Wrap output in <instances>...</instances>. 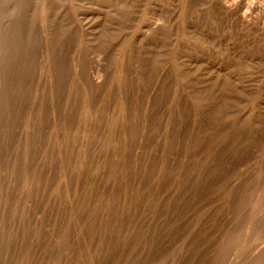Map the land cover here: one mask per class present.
Here are the masks:
<instances>
[{"label": "rangeland", "instance_id": "1", "mask_svg": "<svg viewBox=\"0 0 264 264\" xmlns=\"http://www.w3.org/2000/svg\"><path fill=\"white\" fill-rule=\"evenodd\" d=\"M210 5H211L210 0H0V42H1L0 43V45H1L0 49H2L0 51V63L2 62L4 64V65L1 64V66H0V73L3 74V75L2 74H0V75H2L4 77L3 82H0V95H2V93H4V92H7L10 95L9 96L7 93H5L6 95L4 94L3 96L0 97V99H2L0 101L1 102L3 101L2 102L3 104L0 103V107L2 108V110H4L6 107H8L6 109H9V107H11L14 103H15L14 104L15 107H17V108H15L13 106V108H15L13 110V112H15V113L12 112L13 108L9 109V110H11V113L10 112L8 113L9 110H7V114L8 115L11 114L8 117L6 116V113L4 112L6 110H4V111L0 110V115H1L0 120H2L0 122V168H1L0 169V172H1L0 181L1 182L3 181L2 183L0 182L1 183L0 185H2V184H3L2 186L6 185V186H4L5 188L4 187L2 188V186L0 187L2 190L4 189L3 191L0 189V192H1L0 194L2 195V196L0 195V201H1V205H0V211H1V213H0V218H1L0 219L1 220L0 221V229L1 230L0 231L2 232V233L0 232V250H1L2 246H4L3 248L6 249V250L2 249L3 251L2 250L0 251V258L3 257V255H5V254H6V256H5L6 259L8 257L7 261L5 260V257H4V259L1 258L2 261L0 260V264H8V262L14 263L16 258H17L16 264H22L23 261L28 263V264H37V262L39 264H45V263L46 264H49V263L55 264L56 262H57L56 264H114L117 255H120V257L122 258V261L120 264H131V262H132L131 258H133V260H134V257L136 259H139L140 256L145 258L144 261L147 262V263H144V261H143L140 264H143V263L144 264H148V263L156 264L155 261H157V264H160V263L161 264H163V263L164 264H195V263L199 264L200 262H201L200 264H208V263L210 264V262H211V264H214V263L216 264L218 260H219L218 262L221 264L223 262H224L223 264H229V262L231 264H247L249 261H251V262L253 261L255 263V260L253 257L255 256L256 252L261 247V245L262 244L264 245V237H262V236H264V233L260 229V232H257L255 235L252 234L251 236H249L248 233L249 232L255 233L253 231H255L256 229L252 230L253 228H251V230H250V228L247 226L249 225L250 222L252 223V222H254L255 219L260 218L257 215H254L253 211H256V212H254L255 214L259 213L260 215L259 214L258 215L261 216L262 219L264 218V200H263L264 199L263 198L264 197V195H263V193H264V147H263L264 146V128H263L264 127L263 126L264 125V123H263L264 122V113H262V112H264V107H263L264 106L263 105L264 100H262V103H260L261 105L259 104V101H258V105H257V99H259V98H257V96H258L259 92H262L264 90V88H260L261 83H262V78L264 76V68H263L264 57H262L261 52H259V53L257 52L258 47L256 46V44L252 43L253 39L250 40L251 43L244 40L245 38L243 37L242 32H240L239 27L236 28L235 26H233L232 27L233 29H232V28H230V25L229 26L225 25L224 27L219 25L220 22L215 18L214 14H212L213 12H212V8ZM132 8L135 10H133ZM42 16L44 17V19ZM210 21L215 22L214 24H217V26H220V27H218V28H220V30L218 29L216 31L215 28H213L216 25H214ZM105 23H106V25H105ZM208 24H209V26H208ZM223 28H225V29H223ZM212 29H213V31H212ZM235 29L237 32H235ZM214 30H215V32H214ZM221 30L224 32V35L226 34L225 36L223 35V32ZM212 32L215 33L216 35L213 34ZM220 33L222 34L221 36H220ZM8 36H10V38ZM4 37L6 38V40H4ZM218 37L219 38L222 37L223 39L221 38L222 40L219 39V41H218ZM238 37H240L239 38L240 43H239V40H237ZM7 40H8V42L14 41V43L12 42V44H14V45L18 44V46H20V47H16L17 45L14 46L12 44H11L12 45L11 47L13 50L16 47L17 50H19V52L18 51H12V49L9 45H8L9 48L7 49V47H8L6 45L8 43V42H6ZM242 40H243V42H242ZM209 41H211V42L209 43ZM245 41H246V43H244ZM212 42H214V43H212ZM223 43L225 44V46ZM210 44H211V46H209ZM243 46H246V47L243 48ZM27 47H29V49ZM223 47H224V49H223ZM248 47L249 48L251 47V48L249 49ZM245 48L247 51H244ZM255 48H257V50ZM10 49L12 52L10 51ZM214 49H216V50H214ZM223 51H226L227 54ZM243 51L245 52V54ZM213 52H216V53H213ZM10 53L12 55H10ZM16 55L17 56L20 55L21 56L20 59H18L19 56L15 57L17 59H14V56H16ZM220 55L222 56V58ZM3 56L8 60L7 61H6V59H5V61H3L4 59L1 60L2 58H4ZM6 56H8V57L11 56L12 58L11 57L8 58ZM227 56H229V57H227ZM47 58H48V60H47ZM235 58H236V60H235ZM10 59L12 61L11 62L12 66L14 67L13 69H12L11 63L8 62V61H10ZM238 59H240V63L242 65L240 63H238ZM16 61H17V63L15 64ZM242 61L244 64L242 63ZM4 62H7L8 66L10 65L11 68L7 67V64ZM18 62L19 63L21 62V64L19 65ZM47 62H49V63H47ZM22 63L24 65L23 69H22L23 66L21 67ZM17 65L20 67H17ZM2 66H5L3 68H6V69L4 70L2 68ZM60 66H62V67H60ZM212 67L217 68L218 72L216 71V69H214ZM218 67L220 68V70ZM238 68H239V70H238ZM243 68H245L247 70V72ZM11 69L13 70V73H11L12 72ZM18 69H20V70H18ZM227 69H229V70H227ZM8 70H9V72H8ZM178 70L179 71L181 70L182 72L184 71V73H186V74H183V73L181 74V73H179ZM210 70H213V71L210 73L209 72ZM242 70H243V72L241 73ZM22 71H23V73H22ZM27 71H28V73H25ZM196 71L197 72L199 71V72L196 73ZM17 72H18V74H17ZM214 72L216 73V75H212V73H214ZM231 72H232V74H231ZM192 73H196V74H192ZM209 73H210V78H209ZM220 73H221V78H220ZM222 73H225V76L227 75L226 76L227 79L224 76V74H222ZM246 73H247V75H246ZM217 74H218V78H220L221 80L218 79L217 77H214V76H217ZM243 74L248 78L246 79V77H244ZM103 75H105V76H103ZM193 75H195V79L192 78V77H194ZM211 75H212V77H211ZM230 75L231 76L233 75L232 77H234V78H232ZM239 75H242V76L240 77ZM2 76L0 77V81H2ZM107 76H109V77H107ZM6 77H8V80H10L13 83L14 87H13L12 83H11V85H12V87H11L10 82L8 83L6 81ZM20 77L22 78L21 81L19 80ZM32 77L35 79H32ZM228 77H229V79H228ZM197 78H199V81H197V82L201 85H199V84L197 85V84L193 83L195 85V88H194V85L192 84V82H194V80H195V83H197L196 82ZM212 78H213V81H211ZM216 78L218 81L216 80ZM241 78H243L245 80L249 79L248 85H249V88L251 89V91H249V93L248 92L243 93L245 101H242L241 102L242 104L238 103L237 97L235 96V94H238V92H235L233 94L232 98L230 97L229 92H228L229 86H227V83H229V80L233 79V82L236 83V82H239ZM50 80H52V81H50ZM179 80L181 81V83H179L180 82ZM28 81H29V83H28ZM219 81H222V82L219 83ZM257 81H258V83H257ZM15 82H16V84L17 83L21 84L23 87L16 85ZM182 82H183V84H182ZM31 83H32V85H31ZM48 83H49V85H48ZM4 84H6V87H8L10 85L9 86L10 89H8L9 87L8 88L4 87L5 86ZM180 84L182 85V87L185 86V88L184 87L182 88ZM185 84H187V85H185ZM225 84H226V86H224ZM15 85L18 86L17 87L18 90H19V87H21L20 88L21 92L16 90ZM221 85L223 87H221ZM179 86H180L181 90H180ZM186 86L188 87V89H186L187 88ZM200 86H202V87H200ZM203 86H204V88H203ZM24 87L27 89H25ZM36 87H37V89H36ZM190 87H192V90H190L191 89ZM215 87H217V88H215ZM3 88L4 89L6 88V91ZM11 88H12V91H10ZM13 88L16 91L14 90V92H13ZM209 88H211V89L213 88L212 92H211V89L208 91ZM34 89L36 90V93H35ZM32 90L34 91V93ZM51 90H53L52 92H54L55 94L52 93ZM56 90H57V92H56ZM218 90H220L221 92H219ZM9 91H10V93H9ZM23 91L24 92L26 91L27 94L24 93ZM197 91H199L200 94ZM196 92L198 93V95H196L197 94ZM205 92H206V94H205ZM251 92H253V93H251ZM22 93L27 97V99ZM28 93H32V94L28 95ZM51 93H52V95H51ZM202 93H204L205 95ZM221 93H223L226 97L224 95H222ZM16 94H18L19 97H18V95H17V97H14V95L16 96ZM175 94L177 96H175ZM20 95H22L24 97H22ZM55 95H57V96H55ZM199 95H201V96H199ZM218 95H220L222 97H220ZM4 96H5V99L7 101H5V99L3 100ZM28 96H30L31 98L30 97L28 98ZM194 96H199V97H194ZM223 96H224V98H226V100H228V102H227L224 99V101H226L227 103L222 102L223 100H221V99H223ZM10 97L11 98L14 97L15 99L12 98L13 100H11ZM178 97H180V99ZM203 97H205V98H203ZM218 97H220L221 99ZM8 98H10V99H8ZM200 98H202V99H200ZM217 98H218V100H217ZM21 99H23L24 102ZM37 99L39 102L38 101L34 102ZM49 99H51L52 101ZM78 99H80V100H78ZM175 99H176V101H175ZM189 99H190V101H189ZM193 99L197 103L193 102L192 101ZM211 99H213V101ZM9 100H11V101H9ZM15 100H17L18 102L16 103ZM30 100L32 102H30ZM56 100H57V102H54V104L55 103L57 104L56 108H55L54 104L52 105V103H53V101H56ZM202 100H204V101H202ZM13 101H15V102L13 103ZM25 101H27L28 103H26ZM211 101H212V103H211ZM5 102H7L6 104L8 106H6L4 104ZM80 102H81V104H80ZM111 102L112 103L114 102V103L112 104ZM35 103H38V104H35ZM48 103H49V105H48ZM70 103H72V106ZM221 103H223L224 105ZM10 104H11V106H9ZM79 104L81 105V107H79V109L77 106H73V105H79ZM197 104H199V105H197ZM202 104L205 105L206 109L203 108L204 105H202ZM25 105L26 106L29 105L28 108ZM34 105L36 107L38 105V107L35 108V110H34ZM169 105L171 108L169 107ZM187 105H188V108H187ZM191 105L193 108L191 107ZM200 105H202V106H200ZM209 105H210V107H209ZM221 105H223L224 107ZM179 106H181V107H179ZM189 106H190V108H189ZM220 106L222 107V109L220 108ZM3 107H5V108H3ZM19 107L26 109V110H23V109L20 110ZM70 107L72 110H70ZM216 107H218V108H216ZM225 107L226 108L228 107V110ZM165 108H167V110ZM211 108L214 110H212ZM219 108H220V110H219ZM245 108L250 109L249 110L250 112H248V110L245 111V114L243 115V117L241 119L242 122L236 123L238 125L235 124L233 127V129L236 128V130H232L231 131L232 133L230 132V134H229L228 130H227V123H226L227 119L230 116H232V117L235 116V114L239 111V110L236 111V109L244 110ZM253 108H255L254 111H253ZM17 109H18V111H17ZM30 109H31V111H29ZM38 109H40V110H38ZM173 109H175V111ZM194 109L196 111L197 110L199 111V109H200V111L196 112ZM202 109H205V110H202ZM215 109H216V111H215ZM223 109H224V111H222ZM19 110H20V112H19ZM78 110H80V111H78ZM180 110H182L183 112L180 113ZM257 110H258V112H257ZM260 110H262V112ZM58 111L61 113H59ZM189 111H190V113H189ZM204 111H206V113L209 114L210 117H209V115L206 116V113ZM214 111H215V113H214ZM228 111L230 112L229 116H227V114L229 113ZM3 112H4L5 116H4ZM66 112H68L67 114L70 117L68 115H66V116L64 115V117H63V114H65ZM72 112H73V114H72ZM75 112H76V114H75ZM211 112H213L215 115L213 113L211 114ZM16 113L20 114V115H24V113H25V115L28 114V117H27V115L26 116L25 115L24 116L19 115V117L17 116L16 118H14L16 116ZM231 113H233V114L231 115ZM254 113H256V115ZM31 114H32V116H31ZM2 115L4 118L2 117ZM37 115H40V116H37ZM51 115H52V117H51ZM73 115H74V117H73ZM10 116L13 117V119L12 118L10 119ZM176 116L179 117V119L178 118L176 119ZM217 116H219V117L217 118ZM1 117H2V119H1ZM56 117H57V119H56ZM68 117H69V119H71V121L68 119ZM170 117H172L173 119L169 120ZM251 117H253V118H251ZM255 117H256V119H255ZM260 117H262V118H260ZM17 118H20L21 121L19 119L17 120ZM58 118H59V122L61 120L60 125L58 123ZM214 118H216L218 120H216V119L213 120ZM221 118L224 121H222ZM23 119H24V121H22ZM249 119L250 120L252 119L253 121L252 120L250 121ZM27 120H28V122H27ZM37 120H39V121H37ZM62 120L64 122H62ZM66 120H68L69 122ZM78 120L81 124L78 122ZM173 120H174L176 126H174ZM191 120H193L195 123ZM199 120H201V121H199ZM219 120L221 121V123L219 122ZM4 121H6L7 123L6 122H5L6 124L3 123ZM32 121H33V124H31ZM216 121H218V122H216ZM244 121H246V122L244 123ZM13 122L14 123L16 122V124L20 122L21 124L20 123H19V125L15 124V127L13 128V126H14ZM22 122L25 125L26 124L27 125L25 126ZM29 122H30V125H33L34 127H32V126L29 127ZM65 122H67V124ZM168 122H169V124H168ZM199 122H201L202 124ZM211 122H213V123H211ZM214 122L218 123V124L216 125ZM223 122H224V124H223ZM1 123H3V124H1ZM34 123H36V124L34 125ZM70 123L71 124L73 123V124L70 126ZM186 123L187 124L189 123V124L187 125ZM196 123H197V125L201 124V125H199V127L201 126L200 129L196 125ZM203 123H206V124H203ZM219 123H220V126H219ZM239 123H240V125L243 123L244 124H243V126L242 125L240 126ZM258 123H260V124H258ZM172 124H173V126H172ZM222 124L224 126H222ZM245 124H247V125H245ZM250 124H251V126H250ZM202 125L204 127V130L202 129L203 128ZM204 125H206V126L211 125L213 128L210 126H207L205 128ZM22 126H24L26 128H23ZM39 126L41 129L39 128ZM170 126H171V128H170ZM183 126L184 127L186 126L185 127L186 130L187 129L188 130L190 129V130L186 131ZM237 126H239V127L237 128ZM246 126H248V127H246ZM256 126H258L259 129ZM5 127H7V129ZM16 127L18 128V130L16 129ZM20 127H21V129H20ZM35 127L37 129H35ZM168 127H169V129H166ZM178 127H179V129H178ZM182 127H183V129H182ZM2 128L3 129L5 128L6 130L5 129L3 130ZM30 128L32 130H30ZM176 128H177V131H176ZM196 128H198V130ZM224 128H226V129H224ZM42 129H43V131H42ZM123 129H125V130H123ZM215 129L219 130V131L216 132ZM242 129L245 133H243ZM252 129H253V131H252ZM14 130H15V132H14ZM33 130H34V132H33ZM173 130H174V132H173ZM220 130L221 131L223 130V131L221 132ZM224 130H226V133H223V132H225ZM240 130L244 135L240 132ZM3 131H5V132H3ZM7 131L11 132L12 134L7 132ZM183 131H186V132H183ZM191 131H193V132H191ZM194 131H196V133H194ZM201 131H205V132L203 133ZM237 131H239V133H237ZM35 132H36V134H35ZM190 132H191V134H190ZM200 132H201V135L199 134ZM206 132H208V133H206ZM220 132L222 133L221 139H219L221 137ZM246 132L249 134H247ZM259 132H260L261 136H260V134H258ZM16 133H18L19 137H17ZM42 133H43V135H42ZM197 133H198V137L195 138V142L198 143L199 145H197L194 141H192V139L195 137V134H197ZM176 134L178 135L177 137H175ZM188 134L190 135L191 139H189ZM224 134H226L225 137H224ZM255 134L256 135L258 134V135L256 137H254ZM57 135L58 136L60 135L59 136L60 138ZM72 135H74L75 137ZM213 135L217 136L215 141L213 140V139H215V136H213ZM233 135H234V137H233ZM239 135H241V136H239ZM246 135H248V136H246ZM236 136H237V140H236ZM160 137H161V140H160ZM199 137L200 138L202 137V140ZM238 137H243V138L239 139ZM168 138H170V140ZM233 138H235V139H233ZM246 138H247V140H246ZM184 139L186 140V143H185ZM206 139H207V141H206ZM208 139H210L209 144H208ZM225 139H228V140L226 141ZM230 139H231V141H229ZM12 140H14L13 143H12ZM179 140L181 142H179ZM249 140H251V141H249ZM33 141H34V143H33ZM167 141L169 143H167ZM202 141H204V142H202ZM220 141H222V143ZM228 141H229V143L233 142V145L229 144ZM234 141H236V142L234 143ZM247 141L249 143H247ZM47 142H48V144H47ZM56 142H58V143H56ZM170 142L174 143L175 146L173 144H171ZM226 142H227V144H226ZM250 142H251V144H250ZM10 143H11V145H10ZM32 143H33V147H32ZM77 143L78 144L81 143V144H79V146H78ZM160 143L161 144L163 143V144L161 145ZM183 143H184V145H183ZM193 143L196 144L197 146L194 145ZM204 143H205V145H204ZM243 143L245 145H242ZM22 144H24V145H22ZM74 144L77 146H75ZM170 144L173 146H171ZM237 144H238V146L236 147ZM247 144H249V145L247 146ZM159 145H161V146H159ZM163 145H164L163 149H160ZM168 145H169V147H168ZM179 145H180V147H178ZM227 145L228 146L231 145L230 150L232 149L234 151V154L237 152L238 154H240V155L242 154V155L237 156L238 155L237 154V155H234L235 157H233L232 150L231 151L228 150L229 148L227 147ZM234 145H235V148H234ZM18 146H19V149H18ZM35 146H37L36 147L38 150L37 154H36ZM42 146L45 149L42 148ZM64 146H66V147H64ZM73 146L77 147L76 150H75V148H73ZM181 146H183V147L181 148ZM194 146H196V148ZM200 146H201V148H200ZM209 146H211V147H209ZM215 146H217L218 149ZM223 146H225V147H223ZM242 146H244L243 147L244 149L246 148L245 151L242 149ZM38 147L40 148L41 151L39 150ZM67 147H69V148H67ZM78 147H80L81 149L79 148V150H78ZM184 147L187 149V151ZM193 147L195 148V150ZM204 147L207 148V150ZM212 147L216 148L215 149L216 152L212 151V149L210 151V148H212ZM221 147H222V150L224 153L220 149ZM12 148H15V149H12ZM165 148H166V152L169 151L168 152L169 154L165 152ZM171 148H172V151H171ZM21 149H22V151H19ZM33 149H35V151ZM46 149H48V152L46 151ZM158 149H160L162 152L159 151ZM167 149H168V151H167ZM202 149H205V150L202 151ZM235 149H237L236 152H235ZM182 150H184L185 152ZM198 150H200V151H198ZM13 151H15V152H13ZM78 151H80V152H78ZM130 151H131V153H130ZM178 151H180V153ZM204 151H205V153H203ZM26 152H28V153H26ZM67 152H69V153H67ZM77 152L81 153V154L77 155ZM173 152L176 155H174ZM183 152H184V154H182ZM199 152L200 153L202 152L203 154L201 153L202 154L201 155ZM207 152H209V153H207ZM217 152H218V154H217ZM21 153L22 154L24 153V154L20 155ZM61 153H64V154H62L61 156L58 155ZM65 153H67L68 155ZM162 153H165V154L163 155ZM48 154H49V158H48V156L44 157ZM159 154L163 155V157L159 156ZM40 155H43V157ZM63 155H65L64 157H66V156L67 157L64 158ZM190 155L192 156L191 158H189ZM216 155H217V157H216ZM221 155H223L224 157H221ZM246 155H247V157H249V160L247 159V157H245ZM30 156H33V157H30ZM36 156H38V157H36ZM59 156H60V159L62 158L61 159L62 161L59 159ZM158 156L161 158L158 159ZM164 156H165V158H164ZM196 156H198L197 157L198 159L196 158ZM251 156H252V158L254 157L255 159L256 158L257 159L255 160L253 158V160H254V162H253ZM9 157H11V158H9ZM28 157H30V158H28ZM39 157H40V160H41V158H43V159L45 158V160L46 161L48 160L49 163L48 162L46 163L45 160L43 161V159L41 161L38 160L36 162V160L39 159ZM168 157H170V158H168ZM175 157L176 158L178 157V159H177L178 163H180V162L182 163V168L186 166V168H184V170L187 169L186 171H184L181 168V166H180L181 163L178 164L179 166L176 164L177 160ZM182 157H183V159H182ZM220 157L223 160H220L219 159ZM34 158H35V162L33 161ZM90 158H92V159H90ZM115 158H116V160H115ZM144 158L150 159V160H148L149 162L145 161L147 159H144ZM162 158H164V160ZM203 158L206 160H203ZM250 158H251V160H250ZM29 159H30V162H29ZM67 159L71 160V161L67 162ZM77 159H79V160H77ZM156 159H158V160H156ZM161 159L163 161V164H161L162 163ZM173 159H174V161H173ZM209 159H211L210 160L211 163L213 162L212 164H214L218 159L219 160L213 166L211 163L209 164V162H210V161H208ZM215 159H217V160H215ZM226 159H227V161H225ZM16 160L18 162H16ZM151 160L153 162H155L156 165H154V163ZM194 160H196V161H194ZM242 160H244L243 164L241 163ZM258 160L259 161L262 160V161L258 162ZM11 161H12V163H11ZM63 161H65L63 164H65L64 167L66 166V168L63 167V164H62ZM166 161H168V164ZM175 161H176V163H175ZM184 161H186V162H184ZM203 161H204V163H203ZM38 162H39L38 165H40V166H37ZM66 162H67V164H66ZM150 162L153 163L152 164L153 166H150V164H151ZM190 162H192V163H190ZM236 162H238V163H236ZM250 162H252V164ZM34 163L36 166L34 165ZM41 163H44L46 168H44L43 164L41 166ZM217 163H218V165H216ZM49 164H50V166H49ZM159 164H160V166H159ZM183 164H184V166H183ZM229 164H232V165L230 166ZM4 165H6V166H4ZM146 165H148V166H146ZM157 165L160 168L157 167ZM203 165H204V167H203ZM239 165H241L243 167L240 168L241 166H239ZM246 165H248V166L246 167ZM259 165L261 166L260 169H259V167H260ZM163 166H164V168H163ZM166 166H168V169ZM198 166H199V168H198ZM257 166H258V168H257ZM48 167H50V168H48ZM77 167L79 168V170ZM149 167H151V168L149 169ZM156 167H157V171H156ZM169 167L171 168L170 170H169ZM211 167H212V170H211ZM215 167H216V171L214 169ZM222 167L223 168L225 167V168L223 169ZM9 168L12 170H9ZM31 168H34V170L38 169L37 173L34 170H30ZM177 168H179V170H177ZM200 168H203L206 172L203 169H201L202 170L201 171ZM207 168L209 171H207ZM7 169L10 172L9 175L6 172ZM15 169L17 171H19V172H16L17 173L16 176H15V174H16ZM175 169L177 170L176 171L177 173L175 172ZM190 169L192 170L191 171L192 173L189 171ZM197 169H199V170H197ZM218 169H219V171H218ZM234 169L236 172L239 169H242V170H239L240 172L238 171L237 174H234V173H236V172L232 173L234 171ZM13 170H14V172H13ZM171 170H172V172H171ZM33 171H34V173L32 176ZM162 171H163L164 176L162 174ZM213 171H215V172H213ZM5 172L9 177L5 176L6 175V174H4ZM151 172L152 173L155 172V173L152 174ZM166 172L168 175L166 174ZM184 172H187V174ZM193 172L194 173L197 172V175H201V176H197L196 174H194V175H196V176H194ZM20 173H21V176L23 175L22 179H26L27 182L25 180H22L19 177ZM46 173H48V175ZM179 173H181V174H179ZM224 173L226 174V176ZM2 174H4V177H6V178H4L2 176ZM18 174H19V176H18ZM64 174L68 175V176H65ZM111 174H113V175H111ZM157 174L160 175L161 181L159 180V177ZM184 174L187 175V178H185L186 175H184ZM204 174H206L207 181H206V177ZM244 174L245 175L248 174V175L245 176ZM176 175H177V179H179V180L176 179ZM188 175H190V176H188ZM217 175H218V177H217ZM219 175H221L222 178H224L223 176H225V178L227 180H225V178H224V180H222L221 176H219ZM236 175L237 176L239 175L238 179H237ZM28 176L30 177V180L28 179L29 178ZM138 176L140 179L138 178ZM183 176H184V179L182 180ZM192 176L195 178H193ZM232 176L233 177L236 176L233 179L236 181L237 185L235 184V182H233L234 181L233 179L232 180L230 179ZM242 176H244V177H242ZM11 177H13V178H11ZM74 177H75V179H74ZM150 177H151V180H150ZM153 177L155 178V180ZM170 177H172L175 180L170 181V180H173ZM196 177H199V180L201 183L199 182L198 178H196ZM209 177H211L210 180H209ZM228 177H230V178H228ZM245 177L246 178L248 177V179H245ZM8 178H9V180H8ZM15 178H16V181H15ZM19 178H20V181L17 180ZM162 178H164L165 180ZM131 179H133V180H131ZM144 179H145V181H144ZM147 179L150 180V181H147L148 183L146 182ZM156 179H158L159 181ZM192 179H197L196 181H198V182H194L195 180H192ZM228 179H230L231 182H229ZM243 179L245 180V184H244ZM62 180L63 181L65 180V181L63 182ZM110 180H112V182H110ZM168 180H169V182H168ZM201 180L204 182H202ZM215 180H216L217 185L214 182ZM238 180H239V184L237 183ZM18 181L20 182V184H19V186H16V182H18ZM73 181L75 184L73 183ZM226 181H227L226 186H223V184ZM5 182H6V184H5ZM21 182H22V184H21ZM33 182L35 183V185ZM41 182H42V185L44 188H42L41 184H40V186H38L39 183H41ZM135 182H137V183H135ZM157 182H158V185H155V183L157 184ZM186 182H189V184H187ZM221 182L222 183L224 182V183L222 184ZM18 183H17V185H18ZM26 183H29L32 187ZM66 183H68L69 185ZM140 183L142 185H140ZM159 183H161V185H163V186L165 185L164 187L162 186L163 189L161 188V185ZM196 183H198V184H196ZM228 183H230V184H228ZM9 184H11L12 187ZM110 184H111V186H110ZM136 184L138 185V187L136 186L134 189V186ZM190 184L191 185L193 184V187ZM212 184H214L216 188L214 187L212 189V187L214 186ZM231 184L232 185L235 184V185L232 186ZM242 184H243V186H242ZM28 185L30 187H28ZM143 185H146L145 186L146 189ZM166 185H167V187H166ZM177 185H178V189L176 187ZM188 185H190V186H188ZM202 185H204L205 187L204 186L202 187ZM248 185L249 186L253 185V187L250 188ZM107 186L109 188H107ZM140 186L142 189L140 188ZM180 186H182V187L179 190ZM228 186L230 187V189ZM7 187L10 189L9 190L10 193L8 192ZM150 187H151V189L153 188L154 190H151ZM30 188H32V190ZM157 188L158 189L161 188L160 190H163V191L159 192V190ZM166 188L169 189L170 193L168 192V190L165 191ZM194 188L196 189V192L194 191L195 190ZM197 188H198V190H197ZM241 188H243V189H241ZM245 188H247L248 190ZM249 188L251 190H249ZM33 189H35L34 192H33ZM44 189H45V191H44ZM77 189H79V190H77ZM108 189H109V191H107ZM136 189H137V191H136ZM171 189L175 192V194H174V192H172ZM206 189H208V190H206ZM219 189H220V191H219ZM221 189L222 190L225 189L226 191L225 190L221 191ZM37 190H39L38 191L39 193L37 192ZM65 190H68V191H66L67 192L66 194H64ZM141 190H143V191H141ZM156 190H158V191H156ZM182 190H185V191H182ZM216 190L219 192H222V193H218V192H216ZM239 190H241V191H239ZM244 190H245V192H244ZM23 191H25L24 192L25 195H24ZM35 191H36V193H35ZM73 191H75V192H73ZM128 191L130 194L128 193ZM178 191H179V193H177ZM181 191H182V193H181ZM203 191H205L206 193H204ZM212 191H214V192H212ZM228 191H232V194H234V195H232ZM42 192H44V194ZM47 192L49 194L48 195L49 198H48L47 194H45ZM71 192H73L74 194L73 193L71 194ZM157 192H159V194H154ZM18 193H20V194H18ZM76 193H78V194L80 193V194L77 195ZM210 193L213 196H211ZM5 194H7V195H5ZM168 194H170V195H168ZM219 194L220 195L222 194V196H220ZM239 194L241 195V197ZM9 195H10V197L12 195H14V197H16V198L15 199L10 198ZM136 195H138V196H136ZM164 195H166V196H164ZM216 195L218 196V198ZM226 195H227V197H225ZM236 195H237V197H236ZM262 195H263V197H262ZM31 196H33L34 198ZM69 196H70V198H69ZM169 196H170V199H169ZM233 196L235 197L234 199H233ZM258 196H260L262 198L259 199L260 197H258ZM51 197H53V198H51ZM161 197H164V198H161ZM214 197H215V199H214ZM228 197H230V199ZM245 197H246L247 204H248L247 207H246L247 204L246 205L244 204V202H246V201H244ZM252 197H253V199H252ZM7 198H10V200L9 199L6 200ZM20 198H22L23 201L19 200ZM44 198H46L47 200ZM134 198H136V199H134ZM138 198H139V200H138ZM208 198H209V200H208ZM222 198L223 199L226 198L227 201H226V199H224V201H222ZM43 199H44V201H43ZM70 199H72L71 202H70ZM155 199H157V200H155ZM210 199H212V200H210ZM219 199H221V200H219ZM239 199H240V201H239ZM2 200L4 201L3 203H2ZM16 200H18V201L15 202ZM66 200L68 202H66ZM77 200H79V201H77ZM242 200L244 201L243 203H241ZM248 200L251 203H249ZM10 201L15 202V203L13 204ZM32 201H34V202L32 203ZM51 201H53L54 203H57V204H54ZM73 201L74 202L77 201L78 203L80 202L79 206L74 207L73 205H71V203H73L74 205H78L77 202H75L76 203L75 204ZM133 201H134V203H133ZM135 201H137V202H135ZM162 201H163V204H161ZM205 201H207V202L205 203ZM254 201H255L256 205H255ZM6 202H8L9 205L11 204L12 206H14L16 208V210L14 207H11V205L9 207L8 203L6 204ZM28 202H31V203H28ZM155 202L157 205L155 204ZM190 202L192 203L191 205H193V206L190 205ZM218 202H221L220 205ZM222 202H224L225 205ZM237 202H238V205L236 204ZM257 202H258V204H257ZM27 203H28L29 207H28ZM85 203H86V205H85ZM143 203H144V205H142V206H144V207L141 206V204H143ZM214 203H217V205ZM239 203H241V204H239ZM21 204H22V207H21ZM68 204L71 205L69 208H68V206H69ZM146 204H147V206H146ZM171 204H173L172 207L176 210L171 208ZM209 204H212V205H209ZM221 204H223V205H221ZM235 204L237 205V208H236ZM243 204L245 205L244 207H243ZM55 205H57V206H55ZM128 205H129L128 208H130V206H132V208H130V210H128V208H127ZM166 205H167V207H169V205H170L169 209L166 207ZM177 205L179 207H177ZM187 205H189V206H187ZM133 206H134L135 210L133 209ZM135 206L138 209L135 208ZM155 206H156V208L154 209ZM160 206L164 209L161 210L162 208ZM211 206L215 210H218L216 212L214 210L215 214L213 212H210L208 214V211L212 210ZM240 206H242L245 209H243L241 207L243 209L242 210L240 208ZM141 207H142V209H146V210L145 211L141 210ZM188 207H190V208L188 209ZM191 207L192 208L194 207V208L192 209ZM7 208H9V210ZM185 208H186V212L184 210ZM226 208H228V209H226ZM233 208H235V210ZM257 208H258V210H257ZM2 209H4V210L2 211ZM23 209L25 211H21ZM132 209H133V212L131 211ZM147 209L149 210V212ZM239 209H241V211H239ZM246 209H250V211L251 210H253V211L250 212L249 210L247 211ZM138 210H140L141 213L138 212ZM166 210H167V212L165 213ZM38 211H39V213H38ZM201 211H203L202 214H201ZM245 211H247L246 216H244ZM3 212H5V213L3 214ZM19 212H22V213H19ZM29 212H30V217H29ZM128 212L131 214H129ZM162 212L165 214H163ZM204 212H205V214H204ZM7 213H9V214H7ZM23 213H24V216H23ZM32 213L33 214L35 213V214L33 215ZM136 213H137V215L138 214H140V215L137 216V215H135ZM145 213H147L148 215H146ZM160 213H162L163 215H160ZM193 213H195V214H193ZM199 213L201 214V216ZM219 213H220V215H219ZM227 213L229 216L228 215L226 216ZM242 213H243V215H241ZM142 214L145 217L146 216L147 217L145 218ZM149 214L151 217L149 216ZM168 214L170 216H168ZM235 214H237V215H235ZM14 215H16V217ZM21 215L23 216V218H25V216H26V219H22ZM164 215L166 216V218H164L165 217ZM209 215L213 218H211ZM221 215H223V216H221ZM248 215L253 216V217L256 216V217L251 219L252 217L249 216L250 217V220H249ZM12 216H13V218H15L14 219L15 221L14 220L12 221V219H13ZM20 216H21V218H20ZM160 216L162 217V220H161V218H159ZM167 216H168V218H167ZM175 216H176V218H175ZM182 216L185 219H182L183 218ZM214 216L217 219H215ZM217 216L219 217V219ZM240 216H241V218H240ZM17 217H19V218H17ZM179 217H181L180 220H179ZM203 217H204V219H203ZM209 217L211 218L210 220H209ZM230 217H232V218H230ZM235 217L238 221H236ZM31 218L33 220H31ZM77 218L79 220H77ZM132 218H133V220H132ZM177 218H178V220H177ZM228 218H230L229 220L232 223L229 220H226ZM9 219H10V221H9ZM148 219H150V220H148ZM159 219H160V221H159ZM166 219H169V220H166ZM26 220H30V221H26ZM74 220H76V221L74 222ZM138 220H140V221H138ZM201 220H203V221H201ZM208 220H209V222H207ZM211 220L213 222L216 220V222H215L216 224L211 223ZM217 220L220 222H218ZM78 221H80V223H77ZM142 221H145V222L142 223ZM148 221H150V222H148ZM161 221H164V222H161ZM169 221L170 222L171 221L172 222H175V221L179 222L178 227L180 229L176 225L177 222L175 224L172 222L170 223ZM182 221H185V222H182ZM192 221H194V222H192ZM38 222H40V223H38ZM131 222L133 224H131ZM140 222L143 225L142 224L140 225ZM156 222H158L156 224L158 226L154 225ZM197 222H200V223H198L199 225L198 224L196 225ZM233 222L236 225L234 227H232L234 225ZM239 222H242V223L245 222V224H244L245 226ZM28 223H30V224H28ZM135 223H137L136 224L137 226L135 225ZM145 223L146 224L148 223V224L145 225ZM151 223H153V224H151ZM160 223H162V224H160ZM182 223L187 224L188 227ZM189 223H191V224L189 225ZM207 223L208 224L211 223V224L208 225ZM229 223H231V224H229ZM246 223H248V225ZM75 224L76 225L78 224V225L76 226ZM240 224L243 225L244 227L239 228V227H241ZM11 225L12 226L16 225V227L13 226L11 228ZM17 225H18V227H17ZM172 225L175 226L174 227L175 229L173 228ZM238 225H239V227H238ZM1 226H3V227H1ZM167 226L171 228V231L169 230L170 228L167 229ZM192 226H194V227H192ZM205 226H207V227H205ZM21 227L24 229H22ZM25 227L28 229H26ZM157 227H158V229H157ZM245 227H247V228L245 229ZM13 228H18V229H17V231H15L16 229H13ZM134 228L136 231L133 230ZM137 228H140V229L143 228V230L141 229V232H140V230H138ZM163 228H166L168 233L165 232V230H163ZM176 228H178V230ZM194 228H196V229H194ZM197 228H198V230H197ZM208 228H210V229H208ZM5 229L7 230L6 232H4ZM154 229L155 230L157 229L156 232L154 231ZM200 229H202V230H200ZM127 230L128 231L132 230V232L130 231L128 234ZM159 230L161 232H159ZM258 230H256V231H258ZM26 231H27V233H26ZM146 231L147 232L150 231L151 233L148 232L149 233L148 234ZM217 231H220L219 237L217 235L219 232H217ZM245 231H246L247 235L245 234ZM135 232H137V233L135 234ZM162 232L165 235V237L163 234H161ZM176 232H177V234H175ZM130 233H132V234L134 233L135 235L134 234L133 235L135 238ZM193 233L196 235H194ZM211 233L213 235H210ZM222 233H223V235H221ZM28 234H29V236H28ZM121 234H123V235H121ZM231 234L233 235V237ZM259 234L261 237L259 236ZM17 235H19V236L16 238ZM138 235H140V236H138ZM145 235H147V236H145ZM175 235H176V237H175ZM225 235H226L227 239H223V238H225V237H223ZM229 235H230V237H229ZM4 236L7 237L5 240L6 243L3 241L5 238ZM144 236H145V238H144ZM155 236L158 238L156 239ZM166 236L170 237V238H168V240L166 239L167 241L165 240V238H167ZM206 236L209 239L207 241H206V239H207ZM234 236H236V238ZM117 237H118V239H116ZM150 237L152 239L154 238L155 240L154 239L152 240ZM161 237H164V238L162 239ZM216 237H218L219 239ZM258 237H260V238H258ZM120 238H121V240H120ZM212 238H214V239H212ZM237 238L240 239V241H242L243 239H245V240H243L242 242H239V240ZM7 239L10 241L7 242ZM15 239H17V240H15ZM123 239H125L126 241ZM132 239H134V240L137 239L138 242H136L137 240L134 241ZM139 239H140V241H139ZM161 239L165 242H162ZM220 239L223 241H221ZM231 239L234 242H236V244H233L234 242ZM13 240H15L16 242ZM33 240H34V242H33ZM147 240H148V242H147ZM12 241H13V243H16V244L18 243L17 244L18 246L16 244H15L16 245L15 246L13 243H10ZM144 241H146V242H144ZM171 241H172V243H170ZM35 243H37V244H35ZM198 243H200V245ZM238 243H240V244L242 243L241 246H238V245H240ZM21 244H24L25 247L23 245L21 246ZM116 244H117V246H116ZM127 244H128V246H127ZM130 244H131V246H130ZM133 244L135 247L133 246ZM160 244H162L161 247H160ZM181 244H182V246H181ZM195 244H197V245H195ZM205 244H206V246H204ZM210 244L212 247L209 248ZM220 244H221V246H220ZM222 244H224V245H222ZM138 245H140L141 248ZM147 245H149L150 247ZM189 245H191V246H189ZM192 245H193V247H192ZM165 246H167V247H165ZM176 246H178V248ZM218 246H219V248H218ZM17 247H18V251H17ZM236 247H238V249ZM169 248L170 249L173 248V249L170 250ZM242 248H244V249H242ZM50 249H51V251H50ZM133 249H134V251H133ZM161 249L162 250L164 249L165 252L164 251L162 252ZM175 249H177V251ZM194 249H195V251H194ZM204 249H205V252H207V250H208V252L207 253L203 252ZM226 249H228V250H226ZM229 249H232V251ZM129 250L131 251L130 253H129ZM210 250H211V253H210L211 255L209 254ZM235 250H236V252H235ZM110 251H111V253H110ZM212 251H214V252H212ZM225 251H227V252H225ZM33 252H34V254H33ZM57 252L60 254H57ZM106 252L108 255L105 254ZM62 253L65 255H63ZM149 253H150V255H148ZM169 253H170V255H169ZM173 253H176V255H174ZM252 253H254V255H252ZM44 254L47 256H45ZM52 254H54V255L51 257ZM56 254L59 256L61 255V256L56 257ZM114 254H116V255H114ZM9 255H11V257L13 256L12 259ZM14 255H16V256H14ZM20 255L22 256V258L24 257L23 261L21 260L22 258L20 257ZM109 255H112V256H109ZM177 255H179V256H177ZM212 255H214L215 257L213 256L214 257L213 258ZM229 255H230V258H227V257H229ZM233 255H235V256L232 257ZM184 256L187 259H185ZM209 256H211V257L209 258ZM40 257L42 258V261L39 262V259L41 260ZM54 257H55V259H54ZM65 257H66V259L64 261ZM68 257L70 260L68 259ZM124 257H126V258H124ZM127 257L128 258L131 257V258L129 260H127L128 259ZM171 257H173V258H171ZM203 257L205 259H203ZM13 258H15V259H13ZM58 258H59V260H58ZM35 259H36V261H35ZM4 260H5V262H4ZM19 260H20V263H19ZM27 260H28V262H27ZM62 260H63V263H62ZM68 260H69V262L67 263L66 261H68ZM123 260H125V263ZM163 260H165V261H163ZM220 260H223V261L220 262ZM48 261H50V262H48ZM59 261H60V263H59ZM160 261H162V262H160ZM207 261H209V262L207 263ZM225 261H227V263ZM13 263H9V264H13ZM248 264H250V263H248Z\"/></svg>", "mask_w": 264, "mask_h": 264}, {"label": "bare ground", "instance_id": "2", "mask_svg": "<svg viewBox=\"0 0 264 264\" xmlns=\"http://www.w3.org/2000/svg\"><path fill=\"white\" fill-rule=\"evenodd\" d=\"M210 1H211V5H210V6H211V8H212V12H213V13H212V12H211V13L214 14L215 18L220 22L219 25H221V26H223V27H224L225 25H228V26L230 25V28H232L233 26H235L236 28L239 27L240 32H242L243 37L245 38L244 40L250 42V40L253 39V42H252V43L256 44V46L258 47V51H257V52H258V53L261 52L262 57H264V0H210ZM208 6H209V5H208ZM207 8H208V7H207ZM132 9H133V8H132ZM133 10H135V9H133ZM133 12H134V11H133ZM207 13H208V12H207ZM42 17H43V16H42ZM42 17H41V18H42ZM43 19H44V17H43ZM212 20H213V19H212ZM104 21H105V20H104ZM213 21H214V20H213ZM106 22H107V21H106ZM210 22H211V21H210ZM211 23L214 24L215 22H211ZM112 24H113V23H112ZM209 24H210V23H209ZM209 24H208V26H209ZM105 25H106V23H105ZM214 25H216L215 27H213V28H215L216 31H217L218 29L220 30V28H218V27H220V26H217V24H214ZM211 26H212V25H211ZM109 27H110V26H109ZM111 27H112V26H111ZM85 28H86V27H85ZM211 28H212V27H211ZM227 28H228V27H227ZM227 28H226V29H227ZM223 29H225V28H223ZM232 29H233V28H232ZM215 30H214V32H215ZM227 30H228V29H227ZM227 30H226V31H227ZM106 31H107V30H106ZM212 31H213V29H212ZM221 31H222V30H221ZM233 31H234V30H233ZM222 32H223V31H222ZM235 32H237L236 29H235ZM240 32H239V33H240ZM212 33H213V32H212ZM228 33H229V32H228ZM113 34H114V33H113ZM213 34H215V33H213ZM217 34H218V33H217ZM8 35H9V34H8ZM215 35H216V34H215ZM215 35H214V36H215ZM221 35H222V34L220 33V36H221ZM223 35H224V32H223ZM225 35H226V34H225ZM225 35H224V36H225ZM231 35H232V34H231ZM235 35H236V34H235ZM1 36H2V35H1ZM6 36H7V35H6ZM111 36H112V35H111ZM218 36H219V35H218ZM2 37H3V36H2ZM8 37L10 38V36H8ZM102 37H103V36H102ZM213 38H214V37H213ZM221 38H222V37H221ZM221 38L218 37V41H219V39H221ZM239 38H240V37H238L237 40H239V43H240V39H239ZM2 39H3V38H2ZM210 39H211V38H210ZM216 39H217V38H216ZM222 39H223V38H222ZM222 39H221V40H222ZM4 40H6L5 37H4ZM8 40H9V39H8ZM8 40H7L6 42H8ZM108 40H109V39H108ZM233 41H234V40H233ZM246 41H245L244 43H246ZM12 42L14 43V41H12ZM12 42H8L6 45H7V46L9 45V46L11 47L12 45H14V44H12ZM210 42H211V41H209V43H210ZM216 42H217V41H216ZM237 42H238V41H237ZM242 42H243V40H242ZM0 43H1V42H0ZM212 43H214V42H212ZM250 43H251V42H250ZM11 44H12V45H11ZM216 44H217V43H216ZM223 44H224V43H223ZM229 44H230V43H229ZM16 45H17V46H16ZM16 45H14V46H16V47H20V46H18V44H16ZM213 45H214V44H213ZM242 45H243V44H242ZM245 45H246V44H245ZM250 45H251V44H250ZM250 45H249V46H250ZM252 45H253V44H252ZM0 46H1V45H0ZM9 46L7 47V49L9 48ZM209 46H211V44H210ZM214 46H215V45H214ZM224 46H225V44H224ZM239 46H240V45H239ZM253 46H254V45H253ZM256 46H255V47H256ZM3 47H4V46H3ZM5 47H6V46H5ZM16 47H15L14 50H13L12 47H11L12 51H18V52H19V50H17ZM217 47H218V46H217ZM244 47H246V46H243V48H244ZM27 48L29 49V47H27ZM210 48H211V47H210ZM241 48H242V47H241ZM248 48H249V47H248ZM250 48H251V47H250ZM250 48H249V49H250ZM5 49H6V48H5ZM11 49H10V51H11ZM18 49H19V48H18ZM106 49H107V48H106ZM216 49H217V48H216ZM216 49H214V50H216ZM223 49H224V47H223ZM237 49H238V48H237ZM255 49L257 50V48H255ZM1 50H2V49H0V51H1ZM214 50H213V51H214ZM241 50H242V49H241ZM12 51H11V52H12ZM115 51H116V50H115ZM211 51H212V50H211ZM231 51H232V50H231ZM244 51H247L246 48L244 49ZM244 51H243V52H244ZM111 52H112V51H111ZM223 52L226 53V51H223ZM52 53H53V52H52ZM213 53H216V52H213ZM218 53H219V52H218ZM218 53H217V54H218ZM250 53H251V52H250ZM226 54H227V53H226ZM244 54H245V52H244ZM247 54H248V53H247ZM10 55H12V54L10 53ZM14 55H15V54H14ZM108 55H109V54H108ZM110 55H111V54H110ZM4 56H5V55H4ZM4 56H3V57H4ZM18 56H19L18 59H20L21 56H20V55H18ZM18 56H17V55L14 56V59H17V58H15V57H18ZM215 56H216V55H215ZM220 56H221V55H220ZM220 56H219V57H220ZM234 56H235V55H234ZM6 57H8V56H6ZM9 57H11V56H9ZM9 57H8V58H9ZM114 57H115V56H114ZM227 57H229V56H227ZM11 58H12V57H11ZM101 58H102V57H101ZM221 58H222V56H221ZM3 59H4V60H3ZM5 59H6V58L4 57V58H2L1 60L5 61ZM60 59H61V58H60ZM124 59H125V58H124ZM233 59H234V58H233ZM7 60H8V59H6V61H7ZM24 60H25V59H24ZM47 60H48V58H47ZM58 60H59V59H58ZM109 60H110V59H109ZM214 60H215V59H214ZM214 60H213V61H214ZM227 60H228V59H227ZM235 60H236V58H235ZM14 61H15V60H14ZM21 61H22V60H21ZM60 61H61V60H60ZM8 62L11 63V62H12L11 59H10V61H8ZM223 62H224V61H223ZM226 62H227V61H226ZM4 63L7 64V62H4ZM10 63H9V64H10ZM16 63H17V61L15 62V64H16ZM18 63H19V62H18ZM47 63H49V62H47ZM54 63H55V62H54ZM56 63H57V62H56ZM217 63H218V62H217ZM219 63H220V62H219ZM238 63H240V59H238ZM238 63H237V64H238ZM242 63H243V61H242ZM256 63H257V62H256ZM1 64L4 65V64L1 62V63H0V66H1ZM6 64H5V65H6ZM13 64H14V63H13ZM20 64H21V62L19 63V65H20ZM237 64H236V65H237ZM240 64H241V63H240ZM243 64H244V63H243ZM241 65H242V64H241ZM11 66H12V63H11ZM22 66H23V67H22ZM119 66H120V65H119ZM200 66H201V65H200ZM3 67H5V66H2V68H3ZM7 67H10V65L8 66V64H7ZM17 67H20V66L17 65ZM21 67H22V69L24 68L23 63H22V65H21ZM60 67H62V66H60ZM98 67H99V66H98ZM222 67H223V66H222ZM232 67H233V66H232ZM236 67H237V66H236ZM10 68H11V67H10ZM13 68H14V67L12 66V69H13ZM212 68H214V67H212ZM218 68H219V67H218ZM241 68H242V67H241ZM246 68H247V67H246ZM263 68H264V65H263ZM3 69L5 70L6 68H3ZM8 69H9V68H8ZM12 69H11V70H12ZM214 69H216V71H217V68H214ZM214 69H213V70H214ZM224 69H225V68H224ZM231 69H232V68H231ZM231 69H230V70H231ZM243 69H245V68H243ZM1 70H2V69H1ZM15 70H16V69H15ZM18 70H20V69H18ZM18 70H17V71H18ZM94 70H95V69H94ZM213 70H210L209 72L211 73ZM219 70H220V68H219ZM227 70H229V69H227ZM238 70H239V68H238ZM245 70H246V69H245ZM251 70H252V69H251ZM178 71H179V70H178ZM233 71H234V70H233ZM1 72H2V71H1ZM8 72H9V70H8ZM10 72H11V71H10ZM97 72H98V71H97ZM198 72H199V71H198ZM198 72L196 71V73H198ZM217 72H218V71H217ZM239 72H240V71H239ZM242 72H243V70L241 71V73H242ZM246 72H247V70H246ZM255 72H256V71H255ZM11 73H13V70H12ZM11 73H10V74H11ZM15 73H16V72H15ZM22 73H23V71H22ZM25 73H28V71L25 72ZM80 73H81V72H80ZM176 73H177V72H176ZM176 73H175V74H176ZM179 73H181V74H182V73H183V74H186V73H184V71L182 72L181 70L179 71ZM196 73H192V74H196ZM210 73H209V78H210ZM214 73H215V72H214ZM214 73H212V75H216V73H215V74H214ZM0 74H2V73H0ZM8 74H9V73H8ZM17 74H18V72H17ZM222 74H224V76H225V73H222ZM231 74H232V72H231ZM261 74H262V73H261ZM2 75H3V74H2ZM2 75H0V77H1ZM52 75H53V74H52ZM176 75H177V74H176ZM197 75H198V74H197ZM197 75H196V76H197ZM212 75H211V77H212ZM243 75H244V74H243ZM246 75H247V73H246ZM12 76H13V75H12ZM14 76H15V75H14ZM23 76H24V75H23ZM98 76H99V75H98ZM100 76H101V75H100ZM103 76H105V75H103ZM180 76H181V75H180ZM183 76H184V75H183ZM193 76H194V77H192V78L195 79V75H193ZM206 76H207V75H206ZM226 76H227V75H226ZM226 76H225V77H226ZM230 76H231V75H230ZM232 76H233V75H232ZM232 76H231V77H232ZM239 76L241 77L242 75H239ZM249 76H250V75H249ZM107 77H109V76H107ZM185 77H186V76H185ZM214 77H217V78H218V74H217V76H214ZM222 77H223V76H222ZM225 77H224V78H225ZM244 77H246V76L244 75ZM105 78H106V77H105ZM217 78H216V80H217ZM220 78H221V73H220ZM220 78H218V79H220ZM232 78H234V77H232ZM247 78H248V77H246V79H247ZM3 79H4V77L2 76V81H0V82H3ZM16 79H17V78H16ZM18 79H19V78H18ZM21 79H22V78L20 77L19 80L21 81ZM32 79H35V78L32 77ZM200 79H201V78H200ZM206 79H207V78H206ZM214 79H215V78H214ZM226 79H227V77H226ZM228 79H229V77H228ZM259 79H260V78H259ZM75 80H76V79H75ZM180 80H181V79H180ZM180 80H179V81H180ZM185 80H186V79H185ZM220 80H221V79H220ZM222 80H223V79H222ZM248 80H249V79H248ZM248 80H245V79L241 78L239 82H236V83H235V82H233V79H231V80H229V83H227V86H229L228 92H229V95H230L231 98L233 97V94H234L235 92H238V94H235V96L237 97L238 103H241L242 101H245V98H244V95H243L244 92H248V93H249V91H251V89L249 88V85H248ZM4 81H5V80H4ZM6 81H7L8 83L10 82V85H11L12 82H11L10 80H8V77H6ZM6 81H5V82H6ZM50 81H52V80H50ZM197 81H199V78H197L196 82H197ZM206 81H207V80H206ZM211 81H213V78H212ZM217 81H218V80H217ZM5 82H4V83H5ZM25 82H26V81H25ZM53 82H54V81H53ZM200 82H201V81H200ZM220 82H222V81H219V83H220ZM226 82H227V81H226ZM8 83H7V84H8ZM28 83H29V81H28ZM28 83H27V84H28ZM179 83H181V81H180ZM179 83H178V84H179ZM185 83H186V82H185ZM193 83H194V84H197V85L199 84L198 82L195 83V80H194V82H192V84H193ZM224 83H225V82H224ZM224 83H223V84H224ZM257 83H258V81H257ZM259 83H260V82H259ZM15 84H16V82H15ZM182 84H183V82H182ZM190 84H191V83H190ZM190 84H189V85H190ZM194 84H193V85H194ZM4 85H5L4 87H6V84H4ZM10 85H9V86H10ZM12 85H13V83H12ZM12 85H11V87H12ZM16 85L23 87V86H22L21 84H19V83H17ZM16 85H15L16 90H18V89H17L18 86H16ZM31 85H32V83H31ZM34 85H35V84H34ZM48 85H49V83H48ZM54 85H55V84H54ZM104 85H105V84H104ZM104 85H103V86H104ZM180 85H181V84H180ZM185 85H187V84H185ZM199 85H201V84H199ZM7 86H8V85H7ZM9 86H8V87H9ZM55 86H56V85H55ZM218 86H219V85H218ZM224 86H226V84H225ZM8 87H6V88H8ZM13 87H14V85H13ZM21 87H19V90H18V91H20V88H21ZM25 87H26V86H25ZM25 87H24V88H25ZM181 87H182V85H181ZM183 87L185 88V86H183ZM183 87H182V88H183ZM186 87H187V86H186ZM196 87H197V86H196ZM198 87H199V86H198ZM200 87H202V86H200ZM212 87H213V86H212ZM219 87H220V86H219ZM221 87H223V86L221 85ZM6 88H5V89L3 88V89L6 91ZM30 88H31V87H30ZM179 88H180V86H179ZM179 88H178V89H179ZM190 88H191L190 90H192V87H190ZM194 88H195V85H194ZM203 88H204V86H203ZM213 88H214V87H213ZM213 88H212V89H213ZM215 88H217V87H215ZM260 88H264V76H263V78H262V83H261V87H260ZM8 89H10V87H9ZM25 89H27V88H25ZM36 89H37V87H36ZM95 89H96V88H95ZM176 89H177V88H176ZM186 89H188V87H187ZM210 89H211V88H209L208 91H209ZM212 89H211V92H212ZM14 90H15V89L13 88V92H14ZM16 90H15V91H16ZM21 90H22V89H21ZM23 90H24V89H23ZM34 90H35V89H34ZM180 90H181V88H180ZM182 90H183V89H182ZM204 90H205V89H204ZM258 90H259V89H258ZM10 91H12V88H11ZM10 91H9V93H10ZM32 91H33V90H32ZM52 91H53V90H51V92H52ZM186 91H187V90H186ZM218 91L221 92L220 90H218ZM20 92H21V91H20ZM23 92H24V91H23ZM56 92H57V90H56ZM81 92H82V91H81ZM191 92H192V91H191ZM197 92H199V91H197ZM197 92H196V93H197ZM203 92H204V91H203ZM213 92H214V91H213ZM253 92H254V91H253ZM253 92H251V93H253ZM5 93H7V92L2 93V95H0V97L3 96ZM11 93H12V92H11ZM24 93H26V91H25ZM33 93H34V91H33ZM35 93H36V90H35ZM52 93H54V92H52ZM52 93H51V95H52ZM72 93H73V92H72ZM217 93H218V92H217ZM7 94H8V93H7ZM19 94H20V93H19ZM22 94H23V93H22ZM26 94H27V93H26ZM29 94H32V93H28V95H29ZM48 94H49V93H48ZM54 94H55V93H54ZM102 94H103V93H102ZM199 94H200V92H199ZM202 94H204V93H202ZM205 94H206V92H205ZM205 94H204V95H205ZM218 94H219V93H218ZM221 94L224 95L223 93H221ZM226 94H227V93H226ZM5 95H6V94H5ZM8 95H9V94H8ZM17 95H18V94H16V96L14 95V97H17ZM23 95H24V94H23ZM79 95H80V94H79ZM111 95H112V94H111ZM114 95H115V94H114ZM196 95H198V93H197ZM247 95H248V94H247ZM9 96H10V95H9ZM9 96H8V97H9ZM12 96H13V95H12ZM20 96H22V95H20ZM24 96H25V95H24ZM24 96H22V97H24ZM55 96H57V95H55ZM74 96H75V95H74ZM175 96H177V95L175 94ZM180 96H181V95H180ZM182 96H183V95H182ZM192 96H193V95H192ZM199 96H201V95H199ZM199 96H194V97H199ZM206 96H207V95H206ZM218 96H220V95H218ZM224 96H225V95H224ZM224 96H223V99L220 98V97H222V96H220V97H218V98H220L221 100H223L222 102L227 103L228 100H226V98H224ZM14 97H12V98L15 99ZM18 97H19V95H18ZM25 97H26V96H25ZM29 97H30V96H28V98H29ZM48 97H49V96H48ZM53 97H54V96H53ZM79 97H80V96H79ZM112 97H113V96H112ZM225 97H226V96H225ZM6 98H7V97H6ZM10 98H11V97H10ZM10 98H8V99H10ZM12 98H11V100H13ZM20 98H21V97H20ZM30 98H31V97H30ZM50 98H51V97H50ZM117 98H118V97H117ZM178 98L180 99V97H178ZM178 98H177V99H178ZM203 98H205V97H203ZM218 98H217V100H218ZM257 98H259V99H257V105H258V101H259V104H260V103H262V100H264V90H263L262 92H259ZM4 99H5V96H4L3 100H4ZM17 99H18V98H17ZM26 99H27V97H26ZM187 99H188V98H187ZM200 99H202V98H200ZM200 99H199V100H200ZM224 99H225L227 102L224 101ZM255 99H256V98H255ZM255 99H254V100H255ZM0 100H2V99H0ZM11 100H9V101H11ZM21 100L23 101V99H21ZM49 100H51V99H49ZM78 100H80V99H78ZM117 100H118V99H117ZM117 100H116V101H117ZM211 100L213 101V99H211ZM5 101H7V100L5 99ZM15 101H16V103L18 102L17 100H15ZM15 101H13V103H14ZM27 101H28V100H27ZM27 101H25V102L28 103ZM37 101H38V99H37L36 101H34V102H37ZM51 101H52V100H51ZM175 101H176V99H175ZM187 101H188V100H187ZM189 101H190V99H189ZM192 101L195 102L194 99H193ZM200 101H201V100H200ZM202 101H204V100H202ZM212 101H211V103H212ZM2 102H3V101H2ZM2 102L0 101V103H2ZM23 102H24V101H23ZM23 102H22V103H23ZM30 102H32V101L30 100ZM38 102H39V101H38ZM54 102H57V100H56V101H53L52 105L54 104ZM177 102H178V101H177ZM180 102H181V101H180ZM180 102H179V103H180ZM182 102H183V101H182ZM207 102H208V101H207ZM214 102H215V101H214ZM254 102H255V101H254ZM263 102H264V101H263ZM6 103H7V102H5L4 104H5L6 106H8ZM9 103H10V102H9ZM13 103H12V104H13ZM59 103H60V102H59ZM111 103H112V102H111ZM113 103H114V102H113ZM113 103H112V104H113ZM195 103H197V102H195ZM2 104H3V103H2ZM14 104H15V103H14ZM14 104H13L12 106H11V104H10L9 106H11V107H9V109L13 108V106L15 107ZM24 104H25V103H24ZM29 104H30V103H29ZM33 104H34V103H33ZM35 104H38V103H35ZM70 104H71V106H72V103H70ZM73 104H74V103H73ZM80 104H81V102H80ZM80 104H79V105H80ZM102 104H103V103H102ZM108 104H109V103H108ZM185 104H186V103H185ZM188 104H189V103H188ZM221 104H223V103H221ZM241 104H242V103H241ZM241 104H240V105H241ZM244 104H245V103H244ZM249 104H250V103H249ZM255 104H256V103H255ZM22 105H23V104H22ZM48 105H49V103H48ZM50 105H51V104H50ZM56 105H57V104L55 103V104H54V107H55V108H56ZM79 105H73V106H77L78 109H79V107H81V105H80V106H79ZM179 105H180V104H179ZM189 105H190V104H189ZM197 105H199V104H197ZM202 105H204V104H202ZM202 105H200V106H202ZM217 105H218V104H217ZM223 105H224V104H223ZM223 105H221V106H223ZM260 105H261V104H260ZM263 105H264V104H263ZM263 105H262V106H263ZM3 106H4V105H3ZM17 106H18V105H17ZM25 106H26V105H25ZM28 106H29V105H28ZM28 106H26V107L28 108ZM31 106H32V105H31ZM31 106H30V107H31ZM182 106H183V105H182ZM213 106H214V105H213ZM213 106H212V107H213ZM221 106H220V108L222 109ZM254 106H255V105H254ZM21 107H22V106H21ZM37 107H38V105H37ZM37 107L34 105V110H35V108H37ZM52 107H53V106H52ZM77 107H76V108H77ZM167 107H168V106H167ZM169 107H170V105H169ZM179 107H181V106H179ZM191 107H192V105H191ZM209 107H210V105H209ZM223 107H224V106H223ZM255 107H256V106H255ZM260 107H261V106H260ZM263 107H264V106H263ZM263 107H262V108H263ZM0 108H1V107H0ZM3 108H5V107H3ZM6 108H8V107H6ZM6 108L4 109V110H6V111L2 110V108H1L0 110L4 111V112L6 113V116L8 117V116L11 115V114H9V115L7 114V110H9V109H6ZM15 108H17V107H15ZM15 108L12 109V112H13V110H14ZM19 108H20V107H19ZM50 108H51V107H50ZM68 108H69V107H68ZM73 108H74V107H73ZM170 108H171V107H170ZM176 108H177V107H176ZM184 108H185V107H184ZM187 108H188V105H187ZM187 108H186V109H187ZM189 108H190V106H189ZM192 108H193V107H192ZM203 108H205V105L203 106ZM213 108H214V107H213ZM216 108H218V107H216ZM220 108H219V110H220ZM225 108H226V107H225ZM225 108H224V109H225ZM22 109H23V108H20V110H22ZM80 109H81V108H80ZM165 109L167 110V108H165ZM168 109H169V108H168ZM179 109H180V108H179ZM205 109H206V108H205ZM205 109H202V110H205ZM211 109H212V108H211ZM224 109H223L222 111H224ZM226 109L228 110V107H227ZM20 110H19V112H20ZM23 110H26V109H23ZM38 110H40V109H38ZM70 110H72L71 107H70ZM70 110H69V111H70ZM114 110H115V109H114ZM166 110H165V111H166ZM173 110L175 111V109H173ZM177 110H178V109H177ZM184 110H185V109H184ZM188 110H189V109H188ZM194 110H195V109H194ZM212 110H214V109H212ZM217 110H218V109H217ZM227 110H226V111H227ZM238 110H239V111H238ZM247 110H248V112H250V111H249L250 109H246V108H245L244 110L236 109V111H238V112L235 114V116H234V117L230 116V117L227 119L226 123H227V130H228V133H229V134H230V132H231L232 130H236V128L233 129V127H234V125H235L236 123H238V122H242L241 119H242L243 115L245 114V111H247ZM254 110H255V108H253V111H254ZM17 111H18V109H17ZM29 111H31V109H30ZM67 111H68V110H67ZM78 111H80V110H78ZM170 111H171V110H170ZM170 111H169V112H170ZM191 111H192V110H191ZM195 111H196V110H195ZM197 111H198V110H197ZM197 111H196V112H197ZM199 111H200V109H199ZM199 111H198V112H199ZM215 111H216V109H215ZM215 111H214V113H215ZM236 111H235V112H236ZM260 111L262 112V110H260ZM4 112H3V114H4ZM9 112L11 113V110H9L8 113H9ZM32 112H33V111H32ZM58 112H59V111H58ZM76 112H77V111H76ZM76 112H75V114H76ZM169 112H168V113H169ZM181 112H183V111L180 110V113H181ZM204 112L206 113V111H204ZM228 112H229V111H228ZM255 112H256V111H255ZM257 112H258V110H257ZM13 113H15V112H13ZM17 113H18V112H17ZM17 113H16V116H15L14 118H16L17 116L19 117L20 114H17ZM59 113H61V112H59ZM67 113H68V112H66L65 114H63V117H64V115H65V116L68 115ZM107 113H108V112H107ZM178 113H179V112H178ZM180 113H179V114H180ZM189 113H190V111H189ZM194 113H195V112H194ZM200 113H201V112H200ZM212 113H213V112H211V114H212ZM214 113H213V114H214ZM262 113H264V112H262ZM21 114H22V113H21ZM36 114H37V113H36ZM72 114H73V112H72ZM122 114H123V113H122ZM197 114H198V113H197ZM224 114H225V113H224ZM229 114H230V112L227 114V116H229ZM232 114H233V113H231V115H232ZM254 114L256 115V113H254ZM24 115H25V113H24ZM24 115H20V116H24ZM26 115H27V117H28V114H26ZM26 115H25V116H26ZM33 115H34V114H33ZM78 115H79V114H78ZM164 115H165V114H164ZM164 115H163V116H164ZM166 115H167V114H166ZM176 115H177V114H176ZM199 115H200V114H199ZM207 115H209V114L206 113V116H207ZM214 115H215V114H214ZM214 115H213V116H214ZM251 115H252V114H251ZM261 115H262V114H261ZM0 116H1V115H0ZM4 116H5V114H4ZM31 116H32V114H31ZM37 116H40V115H37ZM55 116H56V115H55ZM68 116H69V115H68ZM213 116H212V117H213ZM219 116H220V115H219ZM219 116H217V118H218ZM223 116H224V115H223ZM2 117H3V115H2ZM2 117H1V119H2ZM51 117H52V115H51ZM69 117H70V116H69ZM69 117H68V119H69ZM73 117H74V115H73ZM80 117H81V116H80ZM180 117H181V116H180ZM209 117H210V115H209ZM212 117H211V118H212ZM225 117H226V116H225ZM245 117H246V116H245ZM245 117H244V118H245ZM3 118H4V117H3ZM11 118L13 119V117L10 116V119H11ZM20 118H21V117H20ZM20 118H17V120H18V119L20 120ZM29 118H30V117H29ZM37 118H38V117H37ZM66 118H67V117H66ZM66 118H65V119H66ZM177 118L179 119V117L176 116V119H177ZM199 118H200V117H199ZM226 118H227V117H226ZM251 118H253V117H251ZM260 118H262V117H260ZM51 119H52V118H51ZM56 119H57V117H56ZM73 119H74V118H73ZM80 119H81V118H80ZM170 119H173V118L170 117L169 120H170ZM176 119H175V120H176ZM189 119H190V118H189ZM192 119H193V118H192ZM207 119H208V118H207ZM215 119H216V118H214L213 120H215ZM255 119H256V117H255ZM15 120H16V119H15ZM17 120H16V121H17ZM30 120H31V119H30ZM69 120L71 121V119H69ZM75 120H76V119H75ZM187 120H188V119H187ZM195 120H196V119H195ZM216 120H218V119H216ZM221 120H222V118H221ZM243 120H244V119H243ZM249 120H250V119H249ZM251 120H252V119H251ZM251 120H250V121H251ZM1 121H2V120H0V122H1ZM20 121H21V120H20ZM22 121H24V119H23ZM37 121H39V120H37ZM37 121H36V122H37ZM66 121H68V120H66ZM72 121H73V120H72ZM162 121H163V120H162ZM191 121H193V120H191ZM199 121H201V120H199ZM207 121H208V120H207ZM222 121H224V120H222ZM252 121H253V120H252ZM258 121H259V120H258ZM5 122H6V121H4L3 123H5ZM27 122H28V120H27ZM53 122H54V121H53ZM53 122H52V123H53ZM62 122H64V121L62 120ZM68 122H69V121H68ZM78 122H79V120H78ZM81 122H82V121H81ZM83 122H84V121H83ZM163 122H164V121H163ZM173 122H174V120H173ZM176 122H177V121H176ZM193 122H194V121H193ZM209 122H210V121H209ZM216 122H218V121H216ZM219 122L221 123L220 120H219ZM245 122H246V121H244V123H245ZM256 122H257V121H256ZM3 123H1V124H3ZM6 123H7V122H6ZM6 123H5V124H6ZM13 123H14V122H13ZM19 123H20V122H19ZM19 123H17V124L19 125ZM22 123H23V122H22ZM37 123H38V122H37ZM58 123H59V125H60V123H61V120H60V122H59V118H58ZM65 123L67 124V122H65ZM76 123H77V122H76ZM76 123H75V124H76ZM79 123H80V122H79ZM84 123H85V122H84ZM118 123H119V122H118ZM178 123H179V122H178ZM182 123H183V122H182ZM194 123H195V122H194ZM197 123H198V122H197ZM197 123H196V125H197ZM199 123H201V122H199ZM211 123H213V122H211ZM214 123H215V122H214ZM220 123H219V126H220ZM244 123H243V124H244ZM249 123H250V122H249ZM263 123H264V122H263ZM15 124H16V122L14 123L13 128L15 127ZM17 124H16V125H17ZM20 124H21V123H20ZM23 124H24V123H23ZM31 124H33V121H32ZM35 124H36V123H34V125H35ZM56 124H57V123H56ZM72 124H73V123H72ZM72 124L70 123V126H71ZM75 124H74V125H75ZM80 124H81V123H80ZM80 124H79V125H80ZM120 124H121V123H120ZM168 124H169V122H168ZM186 124H187V123H186ZM188 124H189V123H188ZM188 124H187V125H188ZM201 124H202V123H201ZM201 124H199V125H201ZM203 124H206V123H203ZM208 124H209V123H208ZM215 124L217 125L218 123H215ZM223 124H224V122H223ZM223 124H222V126H224ZM243 124H241V125L243 126ZM255 124H256V123H255ZM258 124H260V123H258ZM12 125H13V124H12ZM24 125H25V124H24ZM26 125H27V124H26ZM26 125H25V126H26ZM100 125H101V124H100ZM115 125H116V124H115ZM179 125H180V124H179ZM199 125H197V126L199 127ZM211 125H212V124H211ZM211 125H207V126L212 127ZM213 125H214V124H213ZM236 125H238V124H236ZM239 125H240V123H239ZM241 125H240V126H241ZM245 125H247V124H245ZM9 126H10V125H9ZM30 126L34 127L33 125H30V122H29V127H30ZM41 126H42V125H41ZM172 126H173V124H172ZM174 126H176V125H175V122H174ZM181 126H182V125H181ZM189 126H190V125H189ZM204 126H205V128L207 127L206 125H204ZM250 126H251V124H250ZM258 126H259V125H258ZM258 126H256V127L258 128ZM263 126H264V125H263ZM3 127H4V126H3ZM11 127H12V126H11ZM17 127H18V126H17ZM17 127H16V129L18 130ZM22 127H23V128H26V127H24V126H22ZM36 127H37V126H36ZM36 127H35V129H37ZM115 127H116V126H115ZM183 127H184V126H183ZM183 127H182V129H183ZM185 127H186V126H185ZM185 127H184V128H185ZM187 127H188V126H187ZM200 127H201V126H200ZM200 127H199V129H200ZM202 127H203V125H202ZM216 127H217V126H216ZM238 127H239V126H237V128H238ZM246 127H248V126H246ZM252 127H253V126H252ZM252 127H251V128H252ZM5 128L7 129V127H5ZM5 128H4V129H5ZM8 128H9V127H8ZM27 128H28V127H27ZM39 128H40V126H39ZM42 128H43V127H42ZM58 128H59V127H58ZM105 128H106V127H105ZM122 128H123V127H122ZM170 128H171V126H170ZM212 128H213V127H212ZM217 128H218V127H217ZM244 128H245V127H244ZM261 128H262V127H261ZM261 128H260V129H261ZM263 128H264V127H263ZM2 129H3V128H2ZM4 129H3V130H4ZM6 129H5V130H6ZM11 129H12V128H11ZM16 129H15V130H16ZM20 129H21V127H20ZM40 129H41V128H40ZM126 129H127V128H126ZM166 129H169V127L166 128ZM172 129H173V128H172ZM178 129H179V127H178ZM196 129L198 130V128H196ZM202 129L204 130V127H203ZM207 129H208V128H207ZM224 129H226V128H224ZM245 129H246V128H245ZM245 129H244V130H245ZM253 129H254V128H253ZM253 129H252V131H253ZM255 129H256V128H255ZM258 129H259V128H258ZM15 130H14V132H15ZM30 130H32V129L30 128ZM59 130H60V129H59ZM80 130H81V129H80ZM123 130H125V129H123ZM163 130H164V129H163ZM185 130H186V128H185ZM187 130H188V129H187ZM187 130H186V131H187ZM189 130H190V129H189ZM189 130H188V131H189ZM194 130H195V129H194ZM209 130H210V129H209ZM213 130H214V129H213ZM215 130H216V129H215ZM238 130H239V129H238ZM19 131H20V130H19ZM24 131H25V130H24ZM28 131H29V130H28ZM36 131H37V130H36ZM38 131H39V130H38ZM40 131H41V130H40ZM42 131H43V129H42ZM104 131H105V130H104ZM114 131H115V130H114ZM129 131H130V130H129ZM161 131H162V130H161ZM176 131H177V128H176ZM186 131H183V132H186ZM205 131H206V130H205ZM205 131H201V132L204 133ZM218 131H219V130H216V132H218ZM220 131H221V130H220ZM222 131H223V130H222ZM222 131H221V132H222ZM224 131H225V132H223V133H226V130H224ZM242 131H243V129H242ZM246 131H247V130H246ZM252 131H251V132H252ZM3 132H5V131H3ZM7 132H9V131H7ZM21 132H22V131H21ZM21 132H20V133H21ZM30 132H31V131H30ZM33 132H34V130H33ZM59 132H60V131H59ZM59 132H58V133H59ZM123 132H124V131H123ZM165 132H166V131H165ZM173 132H174V130H173ZM191 132H193V131H191ZM191 132H190V134H191ZM201 132L199 133L200 135H201ZM211 132H212V131H211ZM221 132H220V135L222 134ZM235 132H236V131H235ZM240 132H241V130H240ZM248 132H249V131H248ZM9 133H11V132H9ZM26 133H27V132H26ZM37 133H38V132H37ZM55 133H56V132H55ZM74 133H75V132H74ZM181 133H182V132H181ZM194 133H196V131H194ZM203 133H202V134H203ZM206 133H208V132H206ZM231 133H232V132H231ZM237 133H239V131H237ZM241 133H242V132H241ZM243 133H245V132L243 131ZM243 133H242V134H243ZM246 133H247V132H246ZM254 133H255V132H254ZM256 133H257V132H256ZM1 134H2V133H1ZM11 134H12V133H11ZM11 134H10V135H11ZM35 134H36V132H35ZM80 134H81V133H80ZM80 134H79V135H80ZM95 134H96V133H95ZM114 134H115V133H114ZM140 134H141V133H140ZM161 134H162V133H161ZM183 134H184V133H183ZM192 134H193V133H192ZM229 134H228V135H229ZM247 134H249V133H247ZM250 134H251V133H250ZM258 134H260V132H259ZM258 134H257V135H258ZM10 135H9V136H10ZM16 135H17V137H19L18 133H16ZM23 135H24V134H23ZM30 135H31V134H30ZM42 135H43V133H42ZM42 135H41V136H42ZM74 135H75V134H74ZM74 135H72V136H74ZM115 135H116V134H115ZM136 135H137V134H136ZM143 135H144V134H143ZM188 135H189V134H188ZM200 135H199V136H200ZM220 135H219V136H220ZM225 135H226V134H224V137H225ZM237 135H238V134H237ZM243 135H244V134H243ZM257 135L255 134L254 137H256ZM57 136H58V135H57ZM59 136H60V135H59ZM59 136H58V137H59ZM118 136H119V135H118ZM164 136H165V135H164ZM174 136H175V135H174ZM177 136H178V135L176 134L175 137H177ZM182 136H183V135H182ZM184 136H185V135H184ZM213 136H215V139H213V140L215 141L217 136H216V135H213ZM219 136H218V137H219ZM239 136H241V135H239ZM246 136H248V135H246ZM251 136H252V135H251ZM260 136H261V134H260ZM11 137H12V136H11ZM11 137H10V138H11ZM29 137H30V136H29ZM61 137H62V136H61ZM64 137H65V136H64ZM74 137H75V136H74ZM143 137H144V136H143ZM167 137H168V136H167ZM171 137H172V136H171ZM196 137H198V133L195 134V137L193 138L194 140L192 139V141L195 142V138H196ZM202 137H203V136H202ZM202 137H201V138L199 137V138L202 140ZM224 137H223V138H224ZM233 137H234V135H233ZM40 138H41V137H40ZM59 138H60V137H59ZM199 138H198V139H199ZM203 138H204V137H203ZM221 138H222V135H221V137H220L219 139H221ZM238 138L240 139V138H243V137H238ZM244 138H245V137H244ZM249 138H250V137H249ZM258 138H259V137H258ZM38 139H39V138H38ZM56 139H57V138H56ZM56 139H55V140H56ZM143 139H144V138H143ZM168 139L170 140V138H168ZM172 139H173V138H172ZM182 139H183V138H182ZM189 139H191V138H190V135H189ZM200 139H199V140H200ZM228 139H229V138H228ZM228 139H225V140L227 141ZM233 139H235V138H233ZM262 139H263V138H262ZM25 140H26V139H25ZM28 140H29V139H28ZM39 140H40V139H39ZM61 140H62V139H61ZM160 140H161V137H160ZM162 140H163V139H162ZM174 140H175V139H174ZM184 140H185V139H184ZM196 140H197V139H196ZM201 140H200V141H201ZM213 140H212V141H213ZM236 140H237V136H236ZM241 140H242V139H241ZM246 140H247V138H246ZM246 140H245V141H246ZM251 140H252V139H251ZM251 140H249V141H251ZM13 141H14V140H12V143H13ZM104 141H105V140H104ZM135 141H136V140H135ZM190 141H191V140H190ZM206 141H207V139H206ZM206 141H205V142H206ZM209 141H210V139H208V144H209ZM212 141H211V142H212ZM229 141H231V139H230ZM229 141H228V143H229ZM9 142H10V141H9ZM165 142H166V141H165ZM165 142H164V143H165ZM179 142H181V141L179 140ZM182 142H183V141H182ZM202 142H204V141H202ZM202 142H201V143H202ZM211 142H210V143H211ZM220 142L222 143V141H220ZM235 142H236V141H234V143H235ZM240 142H241V141H240ZM243 142H244V141H243ZM254 142H255V141H254ZM5 143H6V142H5ZM33 143H34V141H33ZM33 143H32V147H33ZM40 143H41V142H40ZM44 143H45V142H44ZM56 143H58V142H56ZM59 143H60V142H59ZM167 143H169V142L167 141ZM167 143H166V144H167ZM170 143H171V142H170ZM185 143H186V140H185ZM189 143H190V142H189ZM195 143H196V142H195ZM206 143H207V142H206ZM215 143H216V142H215ZM237 143H238V142H237ZM244 143H245V142H244ZM244 143H243L242 145H245ZM247 143H249V142L247 141ZM8 144H9V143H8ZM37 144H38V143H37ZM47 144H48V142H47ZM61 144H62V143H61ZM64 144H65V143H64ZM64 144H63V145H64ZM75 144H76V143H75ZM75 144H74V145H75ZM79 144H81V143H79ZM79 144L77 143L78 146H79ZM111 144H112V143H111ZM160 144H161V143H160ZM162 144H163V143H162ZM162 144H161V145H162ZM171 144H173V145L175 146L174 143H171ZM171 144H170V145H171ZM177 144H178V143H177ZM179 144H180V143H179ZM191 144H192V143H191ZM193 144H194V143H193ZM196 144L199 145L198 143H196ZM196 144H194V145H196ZM202 144H203V143H202ZM223 144H224V143H223ZM226 144H227V142H226ZM229 144H232V145H233V142H232V143H229ZM238 144H239V143H238ZM238 144L236 145V147L238 146ZM250 144H251V142H250ZM10 145H11V143H10ZM18 145H19V144H18ZM22 145H24V144H22ZM57 145H58V144H57ZM77 145H75V146H77ZM108 145H109V144H108ZM161 145H159V146H161ZM173 145H171V146H173ZM183 145H184V143H183ZM185 145H186V144H185ZM197 145H196V146H197ZM204 145H205V143H204ZM206 145H207V144H206ZM211 145H212V144H211ZM217 145H218V144H217ZM219 145H220V144H219ZM224 145H225V144H224ZM248 145H249V144H247V146H248ZM20 146H21V145H20ZM128 146H129V145H128ZM171 146H170V147H171ZM187 146H188V145H187ZM192 146H193V145H192ZM192 146H191V147H192ZM196 146H194V147L196 148ZM225 146H226V145H225ZM225 146H223V147H225ZM230 146H231V145H229V146L227 145V147L229 148L228 150H230V148H231ZM239 146H240V145H239ZM247 146H246V147H247ZM14 147H15V146H14ZM27 147H28V146H27ZM36 147H37V146H35V148H36ZM40 147H41V146H40ZM64 147H66V146H64ZM163 147H164V145H163L161 148H160V147H159V148H160V149H163ZM168 147H169V145H168ZM178 147H180V145H179ZM178 147H177V148H178ZM182 147H183V146H181V148H182ZM185 147H186V146H185ZM185 147H184V148H185ZM191 147H190V148H191ZM194 147H193V148H194ZM207 147H208V146H207ZM209 147H211V146H209ZM213 147H214V146H213ZM213 147L210 148V151H211V149H212V151H215L216 148H213ZM215 147H217V146H215ZM219 147H220V146H219ZM243 147H244V146H242V149L245 151L246 148L244 149ZM263 147H264V146H263ZM16 148H17V147H16ZM38 148H39V147H38ZM42 148H44V147L42 146ZM67 148H69V147H67ZM73 148H75V150H76L77 147H74V146H73ZM79 148H80V147H78V150H79ZM92 148H93V147H92ZM110 148H111V147H110ZM184 148H183V149H184ZM188 148H189V147H188ZM195 148H194V150H195ZM198 148H199V147H198ZM200 148H201V146H200ZM204 148H205V147H204ZM234 148H235V145H234ZM239 148H240V147H239ZM6 149H7V148H6ZM12 149H15V148H12ZM12 149H11V150H12ZM18 149H19V146H18ZM44 149H45V148H44ZM80 149H81V148H80ZM101 149H102V148H101ZM160 149H158V150L161 151ZM173 149H174V148H173ZM185 149H186V148H185ZM205 149L207 150V148H205ZM205 149H202V151L205 150ZM217 149H218V147H217ZM220 149L222 150V147H221ZM225 149H226V148H225ZM8 150H9V149H8ZM33 150L35 151V149H33ZM33 150H32V151H33ZM39 150H40V148H39ZM149 150H150V149H149ZM174 150H175V149H174ZM174 150H173V151H174ZM177 150H178V149H177ZM180 150H181V149H180ZM188 150H189V149H188ZM192 150H193V149H192ZM192 150H191V151H192ZM231 150H232V149H231ZM231 150H230V151H231ZM239 150H240V149H239ZM17 151H18V150H17ZM19 151H22V149L19 150ZM32 151H31V152H32ZM37 151H38V150H37V148H36V154H37ZM40 151H41V150H40ZM40 151H39V152H40ZM46 151L48 152V149H46ZM86 151H87V150H86ZM167 151H168V149H167ZM171 151H172V148H171ZM182 151H184V150H182ZM186 151H187V149H186ZM198 151H200V150H198ZM218 151H219V150H218ZM236 151H237V149H235V152H236ZM257 151H258V150H257ZM13 152H15V151H13ZM13 152H12V153H13ZM31 152H30V153H31ZM42 152H43V151H42ZM42 152H41V153H42ZM78 152H80V151H78ZM78 152H77V155H78V154H81V153H78ZM155 152H156V151H155ZM161 152H162V151H161ZM165 152H166V148H165ZM168 152H169V151H168ZM168 152H166V153H168ZM178 152L180 153V151H178ZM184 152H185V151H184ZM184 152H183L182 154H184ZM192 152H193V151H192ZM215 152H216V151H215ZM222 152H223V150H222ZM228 152H229V151H228ZM239 152H240V151H239ZM261 152H262V151H261ZM19 153H20V152H19ZM24 153H25V152H24ZM24 153H23V154H24ZM26 153H28V152H26ZM56 153H57V152H56ZM67 153H69V152H67ZM67 153H65V154H67ZM91 153H92V152H91ZM111 153H112V152H111ZM130 153H131V151H130ZM173 153H174V152H173ZM196 153H197V152H196ZM199 153H200V152H199ZM201 153H202V152H201ZM201 153H200V154H201ZM203 153H205V151H204ZM203 153H202V154H203ZM207 153H209V152H207ZM220 153H221V152H220ZM223 153H224V152H223ZM232 153H233V157H235L234 155H237V154H238L237 152L234 154V151H233V150H232ZM255 153H256V152H255ZM1 154H2V153H1ZM10 154H11V153H10ZM15 154H16V153H15ZM23 154L21 153L20 155H23ZM31 154H32V153H31ZM33 154H34V153H33ZM36 154H35V155H36ZM46 154H47V153H46ZM62 154H64V153H61V154H58V155L61 156ZM138 154H139V153H138ZM162 154L164 155L165 153H162ZM168 154H169V153H168ZM168 154H167V155H168ZM187 154H188V153H187ZM202 154H201V155H202ZM215 154H216V153H215ZM217 154H218V152H217ZM245 154H246V153H245ZM245 154H244V155H245ZM248 154H249V153H248ZM258 154H259V153H258ZM67 155H68V154H67ZM69 155H70V154H69ZM75 155H76V154H75ZM151 155H152V154H151ZM154 155H155V154H154ZM163 155L159 154V156H162V157H163ZM170 155H171V154H170ZM174 155H176V154L174 153ZM179 155H180V154H179ZM188 155H189V154H188ZM196 155H197V154H196ZM206 155H207V154H206ZM213 155H214V154H213ZM241 155H242V154H241ZM241 155L238 154L237 156H241ZM244 155H243V156H244ZM250 155H251V154H250ZM250 155H249V156H250ZM260 155H261V154H260ZM5 156H6V155H5ZM40 156L43 157V155H40ZM47 156H48V158H49V154L46 155V156H44V157H47ZM56 156H57V155H56ZM60 156H59V159H60ZM64 156H65V155H63V157H64ZM105 156H106V155H105ZM159 156H158V159L161 158V157H159ZM168 156H169V155H168ZM172 156H173V155H172ZM182 156H183V155H182ZM194 156H195V155H194ZM243 156H242V157H243ZM257 156H258V155H257ZM30 157H33V156H30ZM30 157H28V158H30ZM36 157H38V156H36ZM66 157H67V156H66ZM66 157H64V158H66ZM75 157H76V156H75ZM166 157H167V156H166ZM191 157H192V156L190 155L189 158H191ZM197 157H198V156H196V158H197ZM200 157H201V156H200ZM216 157H217V155H216ZM216 157H215V158H216ZM221 157H224V156L221 155ZM221 157H220L219 159H220V160H223ZM245 157H247V155H246ZM262 157H263V156H262ZM262 157H261V158H262ZM7 158H8V157H7ZM9 158H11V157H9ZM16 158H17V157H16ZM64 158H63V159H64ZM80 158H81V157H80ZM150 158H151V157H150ZM164 158H165V156H164ZM164 158H162V159L164 160ZM168 158H170V157H168ZM175 158H176V157H175ZM205 158H206V157H205ZM209 158H210V157H209ZM236 158H237V157H236ZM243 158H244V157H243ZM251 158H252V156H251ZM251 158H250V160H251ZM253 158H254V157H253ZM253 158H252V161L254 162ZM22 159H23V158H22ZM25 159H26V158H25ZM36 159H37V158H36ZM42 159H43V158H41V160H42ZM46 159H47V158H46ZM61 159H62V158H61ZM61 159H60V160H61ZM84 159H85V158H84ZM90 159H92V158H90ZM144 159H147V158H144ZM158 159H156V160H158ZM162 159H161V161H162ZM177 159H178V157L176 158V160H177ZM182 159H183V157H182ZM193 159H194V158H193ZM193 159H192V160H193ZM197 159H198V158H197ZM197 159H196V160H197ZM206 159H207V158H206ZM206 159L203 158V160H206ZM219 159H218V160H219ZM244 159H245V158H244ZM247 159L249 160V157H247ZM254 159H255V158H254ZM256 159H257V158H256ZM256 159H255V160H256ZM9 160H10V159H9ZM11 160H12V159H11ZM13 160H14V159H13ZM38 160L41 161V160H40V157H39V159L36 160V162H37ZM44 160H45V158L43 159V161H44ZM77 160H79V159H77ZM100 160H101V159H100ZM115 160H116V158H115ZM133 160H134V159H133ZM148 160H150V159H147V160H145V161H148ZM165 160H166V159H165ZM167 160H168V159H167ZM188 160H189V159H188ZM188 160H187V161H188ZM196 160H194V161H196ZM200 160H201V159H200ZM210 160H211V159H209L208 161H210ZM215 160H217V159H215ZM218 160H217V161H218ZM4 161H5V160H4ZM31 161H32V160H31ZM33 161L35 162V158H34ZM33 161H32V162H33ZM61 161H62V160H61ZM65 161H66V160H65ZM65 161H63L62 164H63ZM68 161H71V160H68V159H67V162H68ZM74 161H75V160H74ZM103 161H104V160H103ZM151 161H152V160H151ZM154 161H155V160H154ZM173 161H174V159H173ZM180 161H181V160H180ZM213 161H214V160H213ZM217 161H216V162H217ZM225 161H227V159H226ZM242 161H243V162H242ZM242 161H241V163L243 164V163H244V160H242ZM246 161H247V160H246ZM260 161H262V160H260ZM260 161L258 160V162H260ZM16 162H18V161L16 160ZM29 162H30V159H29ZM29 162H28V163H29ZM45 162L47 163L48 160H47V161L45 160ZM45 162H44V163H45ZM67 162H66V164H67ZM114 162H115V161H114ZM148 162H149V161H148ZM152 162H153V161H152ZM158 162H159V161H158ZM158 162H157V163H158ZM166 162H167V164H168V161H166ZM170 162H171V161H170ZM184 162H186V161H184ZM192 162H193V161H192ZM192 162H190V163H192ZM198 162H199V161H198ZM216 162H215V163H216ZM220 162H221V161H220ZM220 162H219V163H220ZM238 162H239V161H238ZM238 162H236V163H238ZM11 163H12V161H11ZM11 163H10V164H11ZM20 163H21V162H20ZM44 163H41V166H42V164H43L44 168H46L45 165H44ZM46 163H45V164H46ZM48 163H49V162H48ZM77 163H78V162H77ZM144 163H145V162H144ZM150 163H151V162H150ZM153 163H154V165H156L155 162H153ZM153 163H151L150 166H153V165H152ZM175 163H176V161H175ZM175 163H174V164H175ZM180 163H181V162H180ZM180 163H178V160H177V163H176V164L178 165V164H180ZM190 163H189V164H190ZM203 163H204V161H203ZM203 163H202V164H203ZM207 163H208V162H207ZM210 163H211V161L209 162V164H210ZM212 163H213V162H212ZM212 163H211V164H212ZM215 163H214V164H215ZM227 163H228V162H227ZM231 163H232V162H231ZM250 163L252 164V162H250ZM26 164H27V163H26ZM29 164H30V163H29ZM38 164H39V162L37 163V166H40V165H38ZM145 164H146V163H145ZM145 164H144V165H145ZM161 164H163V161H162ZM170 164H171V163H170ZM176 164H175V165H176ZM185 164H186V163H185ZM194 164H195V163H194ZM200 164H201V163H200ZM214 164H212V165L214 166ZM221 164H222V163H221ZM224 164H225V163H224ZM34 165H35V163H34ZM64 165H65V164H63V167H64ZM106 165H107V164H106ZM136 165H137V164H136ZM144 165H143V166H144ZM175 165H174V166H175ZM195 165H196V164H195ZM216 165H218V163H217ZM229 165L231 166L232 164H229ZM4 166H6V165H4ZM13 166H14V165H13ZM13 166H12V167H13ZM35 166H36V165H35ZM49 166H50V164H49ZM78 166H79V165H78ZM146 166H148V165H146ZM159 166H160V164H159ZM159 166L157 165V167H159ZM161 166H162V165H161ZM169 166H170V165H169ZM171 166H172V165H171ZM178 166H179V165H178ZM180 166H181V168H182V163L180 164ZM183 166H184V164H183ZM205 166H206V165H205ZM209 166H210V165H209ZM213 166H212V167H213ZM237 166H238V165H237ZM237 166H236V167H237ZM239 166H241V165H239ZM247 166H248V165H246V167H247ZM259 166H260V165H259ZM262 166H263V165H262ZM12 167H11V168H12ZM14 167H15V166H14ZM14 167H13V168H14ZM31 167H32V166H31ZM74 167H75V166H74ZM157 167H156V171H157ZM166 167H167V169H168V166H166ZM176 167H177V166H176ZM189 167H190V166H189ZM194 167H195V166H194ZM200 167H201V166H200ZM203 167H204V165H203ZM212 167H211V170H212ZM218 167H219V166H218ZM242 167H243V166H241L240 168H242ZM13 168H12V169H13ZM37 168H38V167H37ZM48 168H50V167H48ZM48 168H47V169H48ZM64 168H66V166H65ZM77 168H78V167H77ZM77 168H76V169H77ZM144 168H145V167H144ZM150 168H151V167H149V169H150ZM152 168H153V167H152ZM159 168H160V167H159ZM161 168H162V167H161ZM163 168H164V166H163ZM173 168H174V167H173ZM184 168H186V166L183 167L182 169L184 170ZM187 168H188V167H187ZM192 168H193V167H192ZM195 168H196V167H195ZM198 168H199V166H198ZM208 168H209V167H208ZM208 168H207V171H209ZM220 168H221V167H220ZM222 168H223V167H222ZM224 168H225V167H224ZM224 168H223V169H224ZM248 168H249V167H248ZM257 168H258V166H257ZM260 168H261V166L259 167V169H260ZM0 169H1V168H0ZM4 169H5V168H4ZM12 169L9 168V170H12ZM70 169H71V168H70ZM154 169H155V168H154ZM170 169H171V168L169 167V170H170ZM201 169H203V168H200V170H201ZM209 169H210V168H209ZM214 169H215V171H216V167H215ZM226 169H227V168H226ZM232 169H233V168H232ZM9 170L7 169V171H6L8 175H9V173H10ZM30 170H34V168H31ZM37 170H38V169H37ZM37 170H34V171H36V173H37ZM43 170H44V169H43ZM48 170H49V169H48ZM78 170H79V168H78ZM108 170H109V169H108ZM145 170H146V169H145ZM177 170H179V168H177ZM177 170L175 169V172H176ZM180 170H181V169H180ZM186 170H187V169H186ZM186 170H184V171H186ZM194 170H195V169H194ZM197 170H199V169H197ZM203 170H204V169H203ZM236 170H237V169H236ZM239 170H242V169H239ZM239 170H238V171H239ZM243 170H244V169H243ZM245 170H246V169H245ZM252 170H253V169H252ZM257 170H258V169H257ZM2 171H3V170H2ZM21 171H22V170H21ZM34 171L32 172V176H33ZM46 171H47V170H46ZM46 171H45V172H46ZM83 171H84V170H83ZM89 171H90V170H89ZM146 171H147V170H146ZM146 171H145V172H146ZM149 171H150V170H149ZM149 171H148V172H149ZM151 171H152V170H151ZM167 171H168V170H167ZM173 171H174V170H173ZM189 171L191 172L192 170L190 169ZM189 171H188V172H189ZM201 171H202V170H201ZM204 171H205V170H204ZM215 171H213V172H215ZM218 171H219V169H218ZM221 171H222V170H221ZM221 171H220V172H221ZM230 171H231V170H230ZM238 171H237V172H238ZM246 171H247V170H246ZM6 172H5L4 174H6ZM11 172H12V171H11ZM13 172H14V170H13ZM16 172H19V171H17V170L15 169V173H16ZM43 172H44V171H43ZM64 172H65V171H64ZM171 172H172V170H171ZM175 172H174V173H175ZM199 172H200V171H199ZM199 172H198V173H199ZM205 172H206V171H205ZM205 172H204V173H205ZM231 172H232V171H231ZM234 172H236L235 169H234V171H233L232 173H234ZM237 172L234 173V174H237ZM239 172H240V171H239ZM244 172H245V171H244ZM258 172H259V171H258ZM2 173H3V172H2ZM66 173H67V172H66ZM84 173H85V172H84ZM117 173H118V172H117ZM141 173H142V172H141ZM146 173H147V172H146ZM149 173H150V172H149ZM151 173H152V172H151ZM154 173H155V172H153L152 174H154ZM157 173H158V172H157ZM176 173H177V172H176ZM184 173L187 174V172H184ZM191 173H192V172H191ZM201 173H202V172H201ZM221 173H222V172H221ZM227 173H228V172H227ZM4 174H2L3 177H4ZM7 174H6L5 176H6V177H9ZM12 174H13V173H12ZM44 174H45V173H44ZM46 174L48 175V173H46ZM73 174H74V173H73ZM113 174H114V173H113ZM113 174H111V175H113ZM152 174H151V175H152ZM160 174H161V173H160ZM162 174H163V171H162ZM166 174H167V172H166ZM179 174H181V173H179ZM179 174H178V175H179ZM186 174H184V175H186ZM194 174L197 175V172H196V173L193 172V175H194ZM199 174H200V173H199ZM202 174H203V173H202ZM224 174H225V173H224ZM0 175H1V172H0ZM16 175H17V173L15 174V176H16ZM28 175H29V174H28ZM34 175H35V174H34ZM50 175H51V174H50ZM64 175H65V174H64ZM116 175H117V174H116ZM157 175H158V174H157ZM157 175H156V176H157ZM167 175H168V174H167ZM169 175H170V174H169ZM196 175H194V176H196ZM204 175H205V177H206V174H204ZM221 175H222V174H221ZM221 175H219V176H221ZM227 175H228V174H227ZM244 175H245V174H244ZM247 175H248V174H247ZM247 175H245V176H247ZM18 176H19V174H18ZM22 176H23V175H22ZM22 176H21V173H20V176H19V177H20L21 179H22ZM65 176H68V175H65ZM72 176H73V175H72ZM117 176H118V175H117ZM163 176H164V174H163ZM163 176H162V177H163ZM170 176H171V175H170ZM188 176H190V175H188ZM197 176H201V175H197ZM213 176H214V175H213ZM225 176H226V174H225ZM225 176H223V177L225 178ZM236 176H237V175H236ZM236 176H234V177H236ZM238 176H239V175H238ZM238 176H237V179H238ZM6 177H4V178H6ZM28 177H29V176H28ZM46 177H47V176H46ZM110 177H111V176H110ZM158 177H159V180L161 181V179H160V175H158ZM158 177H157V178H158ZM173 177H174V176H173ZM181 177H182V176H181ZM192 177H193V176H192ZM203 177H204V176H203ZM217 177H218V175H217ZM234 177L232 176L231 178H230V177H228V178H230V179L232 180ZM242 177H244V176H242ZM11 178H13V177H11ZM16 178H17V177H16ZM16 178H15V181H16ZM20 178L17 179V180L20 181ZM32 178H33V177H32ZM48 178H49V177H48ZM58 178H59V177H58ZM69 178H70V177H69ZM69 178H68V179H69ZM136 178H137V177H136ZM138 178H139V176H138ZM144 178H145V177H144ZM153 178H154V177H153ZM167 178H168V177H167ZM170 178H172V177H170ZM185 178H187V175L185 176ZM193 178H195V177H193ZM196 178H198V180H199V177H196ZM210 178H211V177H209V180H210ZM221 178H222V176H221ZM224 178H222V180H224ZM249 178H250V177H249ZM0 179H1V178H0ZM28 179L30 180V177H29ZM28 179H27V180H28ZM74 179H75V177H74ZM74 179H73V180H74ZM112 179H113V178H112ZM139 179H140V178H139ZM139 179H138V180H139ZM145 179H146V178H145ZM145 179H144V181H145ZM162 179H164V178H162ZM168 179H169V178H168ZM172 179H173V178H172ZM176 179H177V175H176ZM183 179H184V176H183L182 180H183ZM202 179H203V178H202ZM215 179H216V178H215ZM230 179H228L229 182H231ZM245 179H248V177H247V178L245 177ZM2 180H3V179H2ZM8 180H9V178H8ZM10 180H11V179H10ZM22 180H25V181H26V179H22ZM48 180H49V179H48ZM76 180H77V179H76ZM79 180H80V179H79ZM131 180H133V179H131ZM136 180H137V179H136ZM150 180H151V177H150ZM150 180L147 179L146 182H147V181H150ZM154 180H155V178H154ZM156 180H158V179H156ZM159 180H158V181H159ZM164 180H165V179H164ZM174 180H175V179L170 180V181H174ZM177 180H179V179H177ZM189 180H190V179H189ZM192 180H195L194 182H198V181H196L197 179H192ZM192 180H191V181H192ZM212 180H213V179H212ZM216 180H217V179H216ZM216 180L214 181L215 184H216ZM225 180H227V179L225 178ZM233 180H234V179H233ZM243 180H244V179H243ZM249 180H250V179H249ZM260 180H261V179H260ZM19 181H18V182H19ZM62 181H63V180H62ZM64 181H65V180H64ZM64 181H63V182H64ZM67 181H68V180H67ZM139 181H140V180H139ZM201 181H202V180H201ZM206 181H207V177H206ZM0 182H1V181H0ZM2 182H3V181H2ZM2 182H1V183H2ZM8 182H9V181H8ZM18 182H16V186H19L20 182H19V183H18ZM22 182H23V181H22ZM22 182H21V184H22ZM26 182H27V181H26ZM63 182H62V183H63ZM68 182H69V181H68ZM71 182H72V181H71ZM110 182H112V180H110ZM133 182H134V181H133ZM137 182H138V181H137ZM137 182H135V183H137ZM164 182H165V181H164ZM164 182H163V183H164ZM166 182H167V181H166ZM168 182H169V180H168ZM168 182H167V183H168ZM176 182H177V181H176ZM194 182H193V183H194ZM199 182H200V180H199ZM202 182H204V181H202ZM209 182H210V181H209ZM233 182H235V184H236V181H235V180H234ZM1 183H0V184H1ZM17 183H18V185H17ZM30 183H31V182H30ZM33 183H34V182H33ZM73 183H74V181H73ZM138 183H139V182H138ZM143 183H144V182H143ZM147 183H148V182H147ZM147 183H146V184H147ZM163 183H162V184H163ZM186 183L189 184V182H186ZM191 183H192V182H191ZM200 183H201V182H200ZM207 183H208V182H207ZM207 183H206V184H207ZM211 183H212V182H211ZM221 183H222V182H221ZM221 183H220V184H221ZM223 183H224V182H223ZM223 183H222V184H223ZM226 183H227V181L223 184V186H226ZM237 183L239 184V180H238ZM242 183H243V182H242ZM250 183H251V182H250ZM250 183H249V184H250ZM5 184H6V182H5ZM26 184H29V183H26ZM26 184H25V185H26ZM40 184L42 185V182L39 183V185H38V184H37V185L40 186ZM44 184H45V183H44ZM66 184H68V183H66ZM74 184H75V183H74ZM113 184H114V183H113ZM159 184L161 185V183H159ZM164 184H165V183H164ZM176 184H177V183H176ZM196 184H198V183H196ZM228 184H230V183H228ZM228 184H227V185H228ZM235 184H233V185H235ZM244 184H245V180H244ZM2 185H3V184H2ZM2 185H0V187H1ZM7 185H8V184H7ZM9 185L11 186V184H9ZM25 185H24V186H25ZM29 185H30V184H29ZM29 185H28V187L31 186V185H30V186H29ZM34 185H35V183H34ZM68 185H69V184H68ZM77 185H78V184H77ZM79 185H80V184H79ZM133 185H134V184H133ZM140 185H142V184L140 183ZM155 185H158V182H157V184L155 183ZM178 185H179V184H178ZM178 185L176 186L177 189H178ZM190 185H191V184H190ZM190 185H188V186H190ZM210 185H211V184H210ZM212 185H214V184H212ZM216 185H217V184H216ZM231 185H232V184H231ZM233 185H232V186H233ZM236 185H237V184H236ZM4 186H6V185H4ZM4 186H2V188H3ZM38 186H37V187H38ZM46 186H47V185H46ZM110 186H111V184H110ZM130 186H131V185H130ZM136 186L138 187V185L136 184V185L134 186V189H135ZM143 186L145 187L146 185H143ZM152 186H153V185H152ZM162 186H163V185H161V188H162ZM164 186H165V185H164ZM164 186H163V187H164ZM185 186H186V185H185ZM191 186L193 187V184H192ZM203 186H204V185H202V187H203ZM219 186H220V185H219ZM239 186H240V185H239ZM242 186H243V184H242ZM242 186H241V187H242ZM248 186H249V185H248ZM11 187H12V186H11ZM31 187H32V186H31ZM48 187H49V186H48ZM73 187H74V186H73ZM144 187H143V188H144ZM153 187H154V186H153ZM166 187H167V185H166ZM181 187H182V186H180L179 190L181 189ZM192 187H191V188H192ZM195 187H196V186H195ZM202 187H201V188H202ZM204 187H205V186H204ZM214 187H215V185L212 187V189H213ZM228 187H229V186H228ZM249 187L251 188V187H253V185H252V186H249ZM4 188H5V187H4ZM7 188H8V187H7ZM13 188H14V187H13ZM25 188H26V187H25ZM38 188H39V187H38ZM42 188H44L43 185H42ZM74 188H75V187H74ZM107 188H109V187L107 186ZM128 188H129V187H128ZM140 188H141V186H140ZM161 188H160V189H161ZM171 188H172V187H171ZM185 188H186V187H185ZM215 188H216V187H215ZM220 188H221V187H220ZM222 188H223V187H222ZM250 188H249V190H251ZM0 189H1V188H0ZM14 189H15V188H14ZM14 189H13V190H14ZM20 189H21V188H20ZM30 189L32 190V188H30ZM113 189H114V188H113ZM141 189H142V188H141ZM145 189H146V187H145ZM148 189H149V188H148ZM150 189H151V187H150ZM157 189H158V188H157ZM160 189H158L159 192H160V191H163V190H160ZM162 189H163V188H162ZM194 189H195V188H194ZM210 189H211V188H210ZM212 189H211V190H212ZM226 189H227V188H226ZM229 189H230V187H229ZM232 189H233V188H232ZM241 189H243V188H241ZM245 189H247V188H245ZM1 190H2V189H1ZM3 190H4V189H3ZM3 190H2V191H3ZM9 190H10V189L8 188V192H9ZM15 190H16V189H15ZM34 190H35V189H33V192H34ZM69 190H70V189H69ZM77 190H79V189H77ZM85 190H86V189H85ZM110 190H111V189H110ZM143 190H144V189H143ZM143 190H141V191H143ZM151 190H154V189L152 188ZM158 190H156V191H158ZM164 190H165V189H164ZM167 190H168V192L170 193L169 189L166 188L165 191H167ZM171 190H172V189H171ZM190 190H191V189H190ZM197 190H198V188H197ZM203 190H204V189H203ZM206 190H208V189H206ZM206 190H205V191H206ZM224 190H225V189H224ZM224 190L221 189V191H224ZM236 190H237V189H236ZM247 190H248V189H247ZM252 190H253V189H252ZM261 190H262V189H261ZM25 191H26V190H25ZM25 191H23V193H24ZM38 191H39V190H37V192H38ZM44 191H45V189H44ZM66 191H68V190H65V193H64V194L67 193ZM80 191H81V190H80ZM107 191H109V189H108ZM132 191H133V190H132ZM134 191H135V190H134ZM136 191H137V189H136ZM147 191H148V190H147ZM182 191H185V190H182ZM182 191H181V193H182ZM194 191L196 192V189H195ZM205 191H203V192L206 193ZM214 191H215V190H214ZM214 191H212V192H214ZM219 191H220V189H219ZM219 191L216 190V192H218V193H222V192H219ZM225 191H226V190H225ZM239 191H241V190H239ZM242 191H243V190H242ZM253 191H254V190H253ZM5 192H6V191H5ZM5 192H4V193H5ZM8 192H7V193H8ZM51 192H52V191H51ZM73 192H75V191H73ZM73 192H71V194H72ZM144 192H145V191H144ZM150 192H151V191H150ZM152 192H153V191H152ZM159 192L154 193V194H159ZM172 192H174V191L172 190ZM212 192H211V193H212ZM216 192H215V193H216ZM228 192L232 194V191H228ZM233 192H234V191H233ZM244 192H245V190H244ZM246 192H247V191H246ZM256 192H257V191H256ZM0 193H1V192H0ZM9 193H10V192H9ZM35 193H36V191H35ZM38 193H39V192H38ZM42 193L44 194V192H42ZM49 193H50V192H49ZM109 193H110V192H109ZM128 193H129V191H128ZM128 193H127V194H128ZM165 193H166V192H165ZM177 193H179V191H178ZM211 193H210V194H211ZM229 193H228V194H229ZM253 193H254V192H253ZM259 193H260V192H259ZM2 194H3V193H2ZM18 194H20V193H18ZM29 194H30V193H29ZM45 194H47V196L49 195L48 192L45 193ZM71 194H70V195H71ZM73 194H74V193H73ZM76 194L79 195L80 193H79V194L76 193ZM76 194H75V195H76ZM122 194H123V193H122ZM129 194H130V193H129ZM150 194H151V193H150ZM174 194H175V192H174ZM193 194H194V193H193ZM212 194H213V193H212ZM212 194H211V196H213ZM223 194H224V193H223ZM226 194H227V193H226ZM240 194H241V193H240ZM240 194H239V195H240ZM0 195H1V194H0ZM3 195H4V194H3ZM5 195H7V194H5ZM24 195H25V193H24ZM26 195H27V194H26ZM30 195H31V194H30ZM152 195H153V194H152ZM166 195H167V194H166ZM166 195H164V196H166ZM168 195H170V194H168ZM196 195H197V194H196ZM199 195H200V194H199ZM217 195H218V194H217ZM217 195H216V196H217ZM219 195H220V194H219ZM224 195H225V194H224ZM232 195H234V194H232ZM263 195H264V193H263ZM263 195H262V197H263ZM1 196H2V195H1ZM12 196H13V197H12ZM12 196L10 197V195H9L10 198H14V199L16 198V197H14V195H12ZM33 196H34V195H33ZM33 196H31V197H33ZM47 196H46V197H47ZM65 196H66V195H65ZM71 196H72V195H71ZM136 196H138V195H136ZM205 196H206V195H205ZM214 196H215V195H214ZM220 196H222V194H221ZM242 196H243V195H242ZM249 196H250V195H249ZM21 197H22V196H21ZM28 197H29V196H28ZM43 197H44V196H43ZM53 197H54V196H53ZM53 197H51V198H53ZM133 197H134V196H133ZM206 197H207V196H206ZM225 197H227V195H226ZM236 197H237V195H236ZM240 197H241V195H240ZM243 197H244V196H243ZM243 197H242V198H243ZM258 197H260V196H258ZM258 197H257V198H258ZM262 197H260L259 199H261ZM4 198H5V197H4ZM10 198H7L6 200H8V199L10 200ZM25 198H26V197H25ZM33 198H34V197H33ZM36 198H37V197H36ZM48 198H49V196H48ZM58 198H59V197H58ZM67 198H68V197H67ZM69 198H70V196H69ZM130 198H131V197H130ZM143 198H144V197H143ZM161 198H164V197H161ZM204 198H205V197H204ZM217 198H218V196H217ZM217 198H216V199H217ZM220 198H221V197H220ZM228 198L230 199V197H228ZM234 198H235V197L233 196V199H234ZM263 198H264V197H263ZM44 199H46V198H44ZM44 199H43V201H44ZM134 199H136V198H134ZM165 199H166V198H165ZM169 199H170V196H169ZM172 199H173V198H172ZM175 199H176V198H175ZM205 199H206V198H205ZM212 199H213V198H212ZM212 199H210V200H212ZM214 199H215V197H214ZM224 199H226V198H224ZM224 199L222 198V201H224ZM250 199H251V198H250ZM252 199H253V197H252ZM254 199H255V198H254ZM3 200H4V199H3ZM3 200H2V203L5 201V200H4V201H3ZM19 200H22V198H20ZM46 200H47V199H46ZM51 200H52V199H51ZM131 200H132V199H131ZM138 200H139V198H138ZM155 200H157V199H155ZM160 200H161V199H160ZM178 200H179V199H178ZM184 200H185V199H184ZM208 200H209V198H208ZM219 200H221V199H219ZM235 200H236V199H235ZM243 200H244V199H243ZM243 200L241 201V203H243L244 201H246V202H244V204L246 205V204H247L246 197H245V200H244V201H243ZM263 200H264V199H263ZM17 201H18V200H16L15 202H17ZM22 201H23V200H22ZM53 201H54V200H53ZM53 201H51V202H53ZM71 201H72V199H70V202H71ZM77 201H79V200H77ZM77 201H75V202H77ZM80 201H81V200H80ZM158 201H159V200H158ZM214 201H215V200H214ZM217 201H218V200H217ZM226 201H227V199H226ZM229 201H230V200H229ZM239 201H240V199H239ZM239 201H238V202H239ZM251 201H252V200H251ZM256 201H257V200H256ZM10 202H12V201H10ZM15 202H12V203L14 204ZM20 202H21V201H20ZM20 202H19V203H20ZM33 202H34V201H32V203H33ZM49 202H50V201H49ZM54 202H55V201H54ZM54 202H53V203H54ZM66 202H68V201L66 200ZM73 202H74V201H73ZM75 202H74V203H75ZM130 202H131V201H130ZM135 202H137V201H135ZM159 202H160V201H159ZM159 202H158V203H159ZM176 202H177V201H176ZM186 202H187V201H186ZM206 202H207V201H205V203H206ZM210 202H211V201H210ZM230 202H231V201H230ZM238 202L236 203L237 205H238ZM248 202H249V200H248ZM7 203H8V202H6V204H7ZM19 203H18V204H19ZM28 203H31V202H28ZM28 203H27V205H28ZM45 203H46V202H45ZM79 203H80V202H79ZM79 203L77 202L78 205H74L73 203H71V205H73L74 207H75V206L77 207V206H79ZM133 203H134V201H133ZM146 203H147V202H146ZM170 203H171V202H170ZM174 203H175V202H174ZM178 203H179V202H178ZM187 203H188V202H187ZM193 203H194V202H193ZM208 203H209V202H208ZM218 203H219V205H220L221 202H218ZM222 203L224 204V202H222ZM241 203H239V204H241ZM249 203H251V202H249ZM254 203H255V201H254ZM259 203H260V202H259ZM4 204H5V203H4ZM54 204H57V203H54ZM75 204H76V203H75ZM130 204H131V203H130ZM138 204H139V203H138ZM149 204H150V203H149ZM155 204H156V202H155ZM161 204H163V201H162ZM168 204H169V203H168ZM168 204H167V205H168ZM179 204H180V203H179ZM191 204H192V203L190 202V205H191ZM214 204L217 205V203H214ZM223 204H221V205H223ZM236 204H235V205H236ZM244 204H243V207L245 206ZM257 204H258V202H257ZM260 204H261V203H260ZM0 205H1V201H0ZM8 205H9V203H8ZM10 205H11V204H10ZM10 205H9V207H10ZM31 205H32V204H31ZM44 205H45V204H44ZM49 205H50V204H49ZM68 205H69V204H68ZM71 205H69L68 208H69ZM85 205H86V203H85ZM131 205H132V204H131ZM142 205H144V203L141 204V206H142ZM156 205H157V204H156ZM158 205H159V204H158ZM167 205H166V207H167ZM201 205H202V204H201ZM209 205H212V204H209ZM224 205H225V204H224ZM235 205H234V206H235ZM237 205H236V208H237ZM255 205H256V203H255ZM52 206H53V205H52ZM55 206H57V205H55ZM88 206H89V205H88ZM146 206H147V204H146ZM153 206H154V205H153ZM164 206H165V205H164ZM172 206H173V204H171V208H173ZM180 206H181V205H180ZM187 206H189V205H187ZM191 206H193V205H191ZM195 206H196V205H195ZM195 206H194V207H195ZM247 206H248V204L246 205V207H247ZM252 206H253V205H252ZM11 207H14V206L11 205ZM21 207H22V204H21ZM28 207H29V205H28ZM46 207H47V206H46ZM58 207H59V206H58ZM74 207H73V208H74ZM128 207H129V205L127 206V208H128ZM142 207H144V206H142ZM142 207H141V210H144V211H145L146 209H142ZM148 207H149V206H148ZM160 207H161V206H160ZM169 207H170V205H169ZM169 207H167V208L169 209ZM177 207H179V206L177 205ZM181 207H182V206H181ZM194 207H193V208H194ZM209 207H210V206H209ZM221 207H222V206H221ZM241 207H242V206H240V208H241ZM243 207H242V208H243ZM14 208H15V207H14ZM84 208H85V207H84ZM89 208H90V207H89ZM130 208H132V206H130ZM130 208H128V210H130ZM135 208H137V207L135 206ZM152 208H153V207H152ZM155 208H156V206L154 207V209H155ZM157 208H158V207H157ZM161 208H162V207H161ZM189 208H190V207H188V209H189ZM191 208H192V207H191ZM193 208H192V209H193ZM195 208H196V207H195ZM198 208H199V207H198ZM204 208H205V207H204ZM211 208H212V206H211ZM215 208H216V207H215ZM219 208H220V207H219ZM242 208H241V209H242ZM7 209L9 210V208H7ZM24 209H25V208H24ZM24 209L21 210V211H25ZM28 209H29V208H28ZM70 209H71V208H70ZM74 209H75V208H74ZM133 209H134V206H133ZM133 209L131 210L132 212H133ZM137 209H138V208H137ZM163 209H164V208H162L161 210H163ZM173 209H174V208H173ZM177 209H178V208H177ZM181 209H182V208H181ZM226 209H228V208H226ZM233 209L235 210V208H233ZM233 209H232V210H233ZM241 209H239V211H241ZM243 209H245V208H243ZM243 209H242V210H243ZM3 210H4V209H2V211H3ZM8 210H7V211H8ZM12 210H13V209H12ZM15 210H16V208H15ZM31 210H32V209H31ZM99 210H100V209H99ZM128 210H127V211H128ZM134 210H135V209H134ZM147 210H148V209H147ZM158 210H159V209H158ZM161 210H160V211H161ZM174 210H176V209H174ZM184 210H185V212H186V208H185ZM197 210H198V209H197ZM197 210H196V211H197ZM212 210H213V211H212ZM212 210H211V211L209 210V211H208V214H209L210 212H213V213H214V210H215V209L212 208ZM234 210H233V211H234ZM236 210H237V209H236ZM246 210H247V211H248V210L250 211V209H246ZM257 210H258V208H257ZM19 211H20V210H19ZM34 211H35V210H34ZM40 211H41V210H40ZM93 211H94V210H93ZM151 211H152V210H151ZM172 211H173V210H172ZM216 211H218V210H215V212H216ZM247 211H245L244 216L247 215V214H246ZM252 211H253V210H251L250 212H252ZM35 212H36V211H35ZM138 212H140V210H138ZM142 212H143V211H142ZM148 212H149V210H148ZM148 212H147V213H148ZM166 212H167V210L165 211V213H166ZM176 212H177V211H176ZM180 212H181V211H180ZM182 212H183V211H182ZM191 212H192V211H191ZM202 212H203V211H201V214H202ZM234 212H235V211H234ZM234 212H233V213H234ZM242 212H243V211H242ZM254 212H256V211H253V214H254V215H257V216L260 217V218H259V219H255L254 222H252V223L249 221V222H250L249 225H248V223H246V224L248 225L247 227H249L250 230H251V228H253L252 230H255V229H256V230L259 229V230H258V231H256V230L253 231V232H255V233H250V232H249V233H248L249 236H251L252 234L255 235L257 232H260V229H261V231L264 233V218L262 219L261 216H259V215H260L259 213H258V214H259V215H258V214H255ZM0 213H1V211H0ZM4 213H5V212H3V214H4ZM19 213H22V212H19ZM38 213H39V211H38ZM99 213H100V212H99ZM128 213H129V212H128ZM140 213H141V212H140ZM147 213H145V214L148 215ZM162 213H163V212H162ZM162 213H160V215L165 214V213H163V214H162ZM169 213H170V212H169ZM178 213H179V212H178ZM225 213H226V212H225ZM240 213H241V212H240ZM243 213H244V212H243ZM243 213H242L241 215H243ZM7 214H9V213H7ZM32 214H33V213H32ZM34 214H35V213H34ZM34 214H33V215H34ZM77 214H78V213H77ZM79 214H80V213H79ZM129 214H131V213H129ZM143 214H144V213H143ZM143 214H142V215H143ZM157 214H158V213H157ZM170 214H171V213H170ZM193 214H195V213H193ZM199 214H200V213H199ZM201 214H200V216H201ZM204 214H205V212H204ZM214 214H215V213H214ZM248 214H249V213H248ZM1 215H2V214H1ZM11 215H12V214H11ZM80 215H81V214H80ZM135 215H137V213H136ZM138 215H140V214H138ZM138 215H137V216H138ZM158 215H159V214H158ZM166 215H167V214H166ZM183 215H184V214H183ZM219 215H220V213H219ZM219 215H218V216H219ZM223 215H224V214H223ZM223 215H221V216H223ZM227 215H228V213L226 214V216H227ZM235 215H237V214H235ZM239 215H240V214H239ZM251 215H252V214H251ZM9 216H10V215H9ZM14 216L16 217V215H14ZM21 216H22V215H21ZM21 216H20V218H21ZM23 216H24V213H23ZM23 216H22V219H26V216H25V218H23ZM76 216H77V215H76ZM78 216H79V215H78ZM128 216H129V215H128ZM143 216H144V215H143ZM149 216H150V214H149ZM164 216H165V215H164ZM168 216H170V215L168 214ZM168 216H167V218H168ZM184 216H185V215H184ZM206 216H207V215H206ZM206 216H205V217H206ZM209 216H210V215H209ZM215 216H216V215H215ZM215 216H214V217H215ZM218 216H217V217H218ZM221 216H220V217H221ZM226 216H225V217H226ZM228 216H229V215H228ZM249 216H250V215H248V219H249V220H250V217H252L251 219H253L254 217H256V216H254V217H253V216H250V217H249ZM262 216H263V215H262ZM4 217H5V216H4ZM29 217H30V212H29ZM80 217H81V216H80ZM80 217H79V218H80ZM131 217H132V216H131ZM139 217H140V216H139ZM144 217H145V216H144ZM146 217H147V216H146ZM146 217H145V218H146ZM150 217H151V216H150ZM182 217H183V216H182ZM185 217H186V216H185ZM187 217H188V216H187ZM210 217H211V216H210ZM210 217H209V220H210L211 218H213V217H211V218H210ZM7 218H8V217H7ZM7 218H6V219H7ZM9 218H10V217H9ZM12 218H13V216H12ZM17 218H19V217H17ZM36 218H37V217H36ZM127 218H128V217H127ZM153 218H154V217H153ZM159 218H161V220H162V217H161V216H160ZM164 218H166V216H165ZM175 218H176V216H175ZM188 218H189V217H188ZM206 218H207V217H206ZM206 218H205V219H206ZM230 218H232V217H230ZM230 218H228V219H226V220H229ZM240 218H241V216H240ZM242 218H243V217H242ZM0 219H1V218H0ZM4 219H5V218H4ZM14 219H15V218H13L12 221H13ZM180 219H181V217H179V220H180ZM182 219H185V218L183 217ZM197 219H198V218H197ZM203 219H204V217H203ZM215 219H217V218L215 217ZM218 219H219V217H218ZM220 219H221V218H220ZM235 219H236V217H235ZM235 219H234V220H235ZM238 219H239V218H238ZM7 220H8V219H7ZM31 220H33V219L31 218ZM77 220H79V219L77 218ZM80 220H81V219H80ZM98 220H99V219H98ZM132 220H133V218H132ZM135 220H136V219H135ZM141 220H142V219H141ZM145 220H146V219H145ZM148 220H150V219H148ZM154 220H155V219H154ZM154 220H153V221H154ZM163 220H164V219H163ZM166 220H169V219H166ZM177 220H178V218H177ZM194 220H195V219H194ZM209 220H208L207 222H209ZM0 221H1V220H0ZM2 221H3V220H2ZM9 221H10V219H9ZM14 221H15V220H14ZM26 221H30V220H26ZM75 221H76V220H74V222H75ZM125 221H126V220H125ZM138 221H140V220H138ZM159 221H160V219H159ZM172 221H173V220H172ZM172 221H171V222H172ZM201 221H203V220H201ZM217 221H218V220H217ZM221 221H222V220H221ZM229 221H230V220H229ZM232 221H233V220H232ZM236 221H238V220L236 219ZM7 222H8V221H7ZM21 222H22V221H21ZM100 222H101V221H100ZM135 222H136V221H135ZM144 222H145V221H142V223H144ZM148 222H150V221H148ZM161 222H164V221H161ZM169 222H170V221H169ZM171 222H170V223H171ZM176 222H177V221L172 222V223H175V224H176ZM182 222H185V221H182ZM187 222H188V221H187ZM192 222H194V221H192ZM215 222H216V220H215L214 222L211 220V223H215ZM218 222H220V221H218ZM222 222H223V221H222ZM230 222H231V221H230ZM242 222H243V221H242ZM242 222H239V223H241V224L244 225L245 222H244V223H242ZM246 222H247V221H246ZM11 223H12V222H11ZM38 223H40V222H38ZM77 223H80V221H78ZM142 223L140 222V225H141ZM157 223H158V222H156L154 225H156ZM165 223H166V222H165ZM170 223H169V224H170ZM178 223H179V222H177V224H176L177 227L179 226ZM198 223H200V222H197L196 225H197ZM211 223H210V224H211ZM231 223H232V222H231ZM231 223H229V224H231ZM4 224H5V223H4ZM12 224H13V223H12ZM17 224H18V223H17ZM23 224H24V223H23ZM28 224H30V223H28ZM101 224H102V223H101ZM131 224H133V223L131 222ZM136 224H137V223H135V225H136ZM147 224H148V223H147ZM147 224L145 223V225H147ZM151 224H153V223H151ZM160 224H162V223H160ZM160 224H159V225H160ZM166 224H167V223H166ZM182 224H184V223H182ZM190 224H191V223H189V225H190ZM203 224H204V223H203ZM207 224H208V223H207ZM207 224H206V225H207ZM210 224H208V225H210ZM215 224H216V223H215ZM221 224H222V223H221ZM227 224H228V223H227ZM233 224H234V222H233ZM241 224H240V225H241ZM250 224H251V225H250ZM2 225H3V224H2ZM6 225H7V224H6ZM18 225H19V224H18ZM18 225H17V227H18ZM32 225H33V224H32ZM75 225H76V224H75ZM77 225H78V224H77ZM77 225H76V226H77ZM97 225H98V224H97ZM127 225H128V224H127ZM142 225H143V224H142ZM184 225L187 226V224H184ZM198 225H199V224H198ZM212 225H213V224H212ZM212 225H211V226H212ZM243 225H241V227H239V225H238V227H239V228H243V227L245 226V225H244V226H243ZM9 226H10V225H9ZM13 226H14V225H13ZM13 226L11 225V228H12ZM136 226H137V225H136ZM136 226H135V227H136ZM151 226H152V225H151ZM156 226H158V225H156ZM172 226H173V228L175 227L174 225H172ZM200 226H201V225H200ZM228 226H229V225H228ZM234 226H236V225L234 224L232 227H234ZM1 227H3V226H1ZM14 227H16V225H15ZM154 227H155V226H154ZM187 227H188V226H187ZM189 227H190V226H189ZM192 227H194V226H192ZM205 227H207V226H205ZM212 227H213V226H212ZM229 227H230V226H229ZM232 227H231V228H232ZM247 227H245V229H246ZM21 228H22V227H21ZM25 228H26V227H25ZM35 228H36V227H35ZM35 228H34V229H35ZM145 228H146V227H145ZM149 228H150V227H149ZM152 228H153V227H152ZM152 228H151V229H152ZM155 228H156V227H155ZM161 228H162V227H161ZM168 228H170V227L167 226V229H168ZM178 228H179V227H178ZM178 228H176V229L178 230ZM200 228H201V227H200ZM202 228H203V227H202ZM215 228H216V227H215ZM215 228H214V229H215ZM239 228H238V229H239ZM13 229H16L15 231H17L18 228H13ZM22 229H24V228H22ZM26 229H28V228H26ZM26 229H25V230H26ZM76 229H77V228H76ZM137 229L140 230V232H141V229L143 230V228H141V229H140V228H137ZM157 229H158V227H157ZM157 229H156V230H157ZM159 229H160V228H159ZM167 229H166V228H163V230H165V232L168 233ZM174 229H175V228H174ZM179 229H180V228H179ZM194 229H196V228H194ZM194 229H193V230H194ZM208 229H210V228H208ZM0 230H1V229H0ZM3 230H4V229H3ZM133 230L136 231L135 228H134ZM138 230H137V231H138ZM149 230H150V229H149ZM156 230L154 229L155 232H156ZM169 230L171 231V228H170ZM186 230H187V229H186ZM191 230H192V229H191ZM197 230H198V228H197ZM197 230H196V231H197ZM200 230H202V229H200ZM206 230H207V229H206ZM222 230H223V229H222ZM232 230H233V229H232ZM241 230H242V229H241ZM248 230H249V229H248ZM6 231H7V230L5 229L4 232H6ZM9 231H10V230H9ZM12 231H13V230H12ZM20 231H21V230H20ZM127 231H128V230H127ZM130 231L132 232V230H130ZM130 231H128V234H129ZM134 231H133V232H134ZM170 231H169V232H170ZM0 232H1V231H0ZM138 232H139V231H138ZM146 232H147V231H146ZM148 232H150V231H148ZM148 232H147V233H148ZM159 232H161V231L159 230ZM179 232H180V231H179ZM210 232H211V231H210ZM217 232H219V233L217 234L218 237H219V236H220V231H217ZM247 232H248V231H247ZM251 232H252V231H251ZM262 232H261V233H262ZM1 233H2V232H1ZM22 233H23V232H22ZM26 233H27V231H26ZM136 233H137V232H135V234H136ZM150 233H151V232H150ZM153 233H154V232H153ZM170 233H171V232H170ZM181 233H182V232H181ZM206 233H207V232H206ZM206 233H205V234H206ZM3 234H4V233H3ZM11 234H12V233H11ZM123 234H124V233H123ZM123 234H121V235H123ZM130 234L133 235L134 233H133V234L130 233ZM135 234H134V235H135ZM143 234H144V233H143ZM143 234H142V235H143ZM148 234H149V233H148ZM148 234H147V235H148ZM161 234H163V232H162ZM175 234H177V232H176ZM178 234H179V233H178ZM183 234H184V233H183ZM193 234H194V233H193ZM245 234H246V231H245ZM134 235H133V237H134ZM147 235H145V236H147ZM163 235H164V234H163ZM194 235H196V234H194ZM203 235H204V234H203ZM210 235H213V234L211 233ZM210 235H209V236H210ZM221 235H223V233H222ZM231 235H232V234H231ZM246 235H247V234H246ZM254 235H253V236H254ZM7 236H8V235H7ZM11 236H12V235H11ZM18 236H19V235H17L16 238H17ZM28 236H29V234H28ZM136 236H137V235H136ZM138 236H140V235H138ZM145 236H144V238H145ZM184 236H185V235H184ZM188 236H189V235H188ZM191 236H192V235H191ZM197 236H198V235H197ZM259 236H260V234H259ZM4 237H5V238H4L3 241L6 243L5 240H6L7 237H6V236H4ZM9 237H10V236H9ZM131 237H132V236H131ZM141 237H142V236H141ZM155 237H156V236H155ZM164 237H165V235H164ZM164 237H161V238L163 239ZM166 237H167V236H166ZM175 237H176V235H175ZM175 237H174V238H175ZM182 237H183V236H182ZM182 237H181V238H182ZM192 237H193V236H192ZM202 237H203V236H202ZM206 237H207V236H206ZM212 237H213V236H212ZM218 237H216V238H218ZM221 237H222V236H221ZM223 237H225V238H223V239H227V238H226V235L223 236ZM229 237H230V235H229ZM232 237H233V235H232ZM234 237L236 238V236H234ZM247 237H248V236H247ZM260 237H261V236H260ZM260 237H258V238H260ZM262 237H264V236H262ZM127 238H128V237H127ZM134 238H135V237H134ZM150 238H151V237H150ZM157 238H158V237H156V239H157ZM168 238H170V237L168 236L167 238H165V240H166V239L168 240ZM181 238H180V239H181ZM186 238H187V237H186ZM188 238H189V237H188ZM190 238H191V237H190ZM216 238H215V239H216ZM235 238H234V239H235ZM240 238H241V237H240ZM2 239H3V238H2ZM9 239H10V238H9ZM18 239H19V238H18ZM20 239H21V238H20ZM32 239H33V238H32ZM32 239H31V240H32ZM116 239H118V237H117ZM125 239H126V238H125ZM125 239H123V240H125ZM151 239H152V238H151ZM151 239H150V240H151ZM153 239H154V238H153ZM153 239H152V240H153ZM162 239H161V240H162ZM182 239H183V238H182ZM191 239H192V238H191ZM212 239H214V238H212ZM218 239H219V238H218ZM232 239H233V238H232ZM232 239H231V240H232ZM237 239H238V238H237ZM237 239H236V240H237ZM10 240H11V239H10ZM10 240L7 239V242L10 241ZM15 240H17V239H15ZM15 240H13V241H15ZM77 240H78V239H77ZM120 240H121V238H120ZM132 240H134V239H132ZM135 240H137V239H135ZM135 240H134V241H135ZM142 240H143V239H142ZM145 240H146V239H145ZM152 240H151V241H152ZM154 240H155V239H154ZM167 240H166V241H167ZM171 240H172V239H171ZM187 240H188V239H187ZM207 240H209L208 237H207L206 241H207ZM220 240H221V239H220ZM238 240H239V242H242V241L245 240V239H243L242 241H240V239H238ZM13 241L10 242V243H13ZM25 241H26V240H25ZM118 241H119V240H118ZM125 241H126V240H125ZM139 241H140V239H139ZM158 241H159V240H158ZM178 241H179V240H178ZM193 241H194V240H193ZM195 241H196V240H195ZM218 241H219V240H218ZM221 241H223V240H221ZM232 241H233V240H232ZM15 242H16V241H15ZM19 242H20V241H19ZM33 242H34V240H33ZM128 242H129V241H128ZM132 242H133V241H132ZM136 242H138V240H137ZM144 242H146V241H144ZM147 242H148V240H147ZM154 242H155V241H154ZM156 242H157V241H156ZM162 242H165V241L162 240ZM176 242H177V241H176ZM181 242H182V241H181ZM189 242H190V241H189ZM204 242H205V241H204ZM233 242H234V241H233ZM244 242H245V241H244ZM83 243H84V242H83ZM116 243H117V242H116ZM118 243H119V242H118ZM134 243H135V242H134ZM149 243H150V242H149ZM170 243H172V241H171ZM201 243H202V242H201ZM7 244H8V243H7ZM13 244L15 245L16 243H13ZM17 244H18V243H17ZM17 244H16V245H17ZM33 244H34V243H33ZM35 244H37V243H35ZM131 244H132V243H131ZM131 244H130V246H131ZM143 244H144V243H143ZM150 244H151V243H150ZM154 244H155V243H154ZM163 244H164V243H163ZM178 244H179V243H178ZM183 244H184V243H183ZM198 244L200 245V243H198ZM212 244H213V243H212ZM233 244H236V242H234ZM238 244H240V243H238ZM241 244H242V243H241ZM241 244L238 245V246H241ZM16 245H15V246H16ZM22 245L25 247L24 244H21V246H22ZM161 245H162V244H160V247H161ZM174 245H175V244H174ZM179 245H180V244H179ZM195 245H197V244H195ZM222 245H224V244H222ZM231 245H232V244H231ZM17 246H18V245H17ZM116 246H117V244H116ZM127 246H128V244H127ZM133 246H134V244H133ZM138 246H140V245H138ZM147 246H149V245H147ZM157 246H158V245H157ZM181 246H182V244H181ZM185 246H186V245H185ZM189 246H191V245H189ZM204 246H206V244H205ZM207 246H208V245H207ZM220 246H221V244H220ZM232 246H233V245H232ZM3 247H4V246H2L1 250H2V249H3V250L5 249V248H3ZM51 247H52V246H51ZM102 247H103V246H102ZM121 247H122V246H121ZM134 247H135V246H134ZM144 247H145V246H144ZM149 247H150V246H149ZM155 247H156V246H155ZM162 247H163V246H162ZM165 247H167V246H165ZM168 247H169V246H168ZM171 247H172V246H171ZM171 247H170V248H171ZM176 247L178 248V246H176ZM187 247H188V246H187ZM192 247H193V245H192ZM198 247H199V246H198ZM210 247H212L211 244H210L209 248H210ZM233 247H234V246H233ZM245 247H246V246H245ZM245 247H244V248H245ZM10 248H11V247H10ZM28 248H29V247H28ZM103 248H104V247H103ZM114 248H115V247H114ZM138 248H139V247H138ZM140 248H141V246H140ZM140 248H139V249H140ZM145 248H146V247H145ZM145 248H144V249H145ZM147 248H148V247H147ZM170 248H169V249H170ZM174 248H175V247H174ZM181 248H182V247H181ZM189 248H190V247H189ZM196 248H197V247H196ZM218 248H219V246H218ZM220 248H221V247H220ZM230 248H231V247H230ZM236 248L238 249V247H236ZM244 248H242V249H244ZM52 249H53V248H52ZM112 249H113V248H112ZM134 249H135V248H134ZM134 249H133V251H134ZM157 249H158V248H157ZM172 249H173V248H172ZM172 249H170V250H172ZM183 249H184V248H183ZM212 249H213V248H212ZM224 249H225V248H224ZM246 249H247V248H246ZM256 249H257V248H256ZM1 250H0V251H1ZM3 250H2V251H3ZM5 250H6V249H5ZM11 250H12V249H11ZM21 250H22V249H21ZM29 250H30V249H29ZM29 250H28V251H29ZM31 250H32V249H31ZM117 250H118V249H117ZM154 250H155V249H154ZM166 250H167V249H166ZM175 250L177 251V249H175ZM196 250H197V249H196ZM220 250H221V249H220ZM226 250H228V249H226ZM229 250L232 251V249H229ZM247 250H248V249H247ZM17 251H18V247H17ZM50 251H51V249H50ZM141 251H142V250H141ZM158 251H159V250H158ZM161 251H162V252H163V251L165 252L164 249H163V250L161 249ZM194 251H195V249H194ZM198 251H199V250H198ZM222 251H223V250H222ZM222 251H221V252H222ZM256 251H257V250H256ZM19 252H20V251H19ZM52 252H53V251H52ZM79 252H80V251H79ZM117 252H118V251H117ZM120 252H121V251H120ZM130 252H131V251L129 250V253H130ZM162 252H161V253H162ZM172 252H173V251H172ZM172 252H171V253H172ZM203 252H205V249H204ZM207 252H208V250H207ZM207 252H205V253H207ZM212 252H214V251H212ZM225 252H227V251H225ZM235 252H236V250H235ZM50 253H51V252H50ZM102 253H103V252H102ZM110 253H111V251H110ZM113 253H114V252H113ZM129 253H128V254H129ZM181 253H182V252H181ZM181 253H180V254H181ZM187 253H188V252H187ZM197 253H198V252H197ZM210 253H211V250H210L209 254H210ZM245 253H246V252H245ZM31 254H32V253H31ZM31 254H30V255H31ZM33 254H34V252H33ZM57 254H60V253L57 252ZM57 254H56V257L59 256V255H57ZM62 254H63V253H62ZM105 254H107V252H106ZM118 254H119V253H118ZM124 254H125V253H124ZM163 254H164V253H163ZM165 254H166V253H165ZM173 254L176 255V253H173ZM201 254H202V253H201ZM237 254H238V253H237ZM243 254H244V253H243ZM39 255H40V254H39ZM44 255H45V254H44ZM53 255H54V254H52L51 257H52ZM63 255H65V254H63ZM63 255H62V256H63ZM66 255H67V254H66ZM96 255H97V254H96ZM107 255H108V254H107ZM114 255H116V254H114ZM135 255H136V254H135ZM148 255H150V253H149ZM169 255H170V253H169ZM171 255H172V254H171ZM210 255H211V254H210ZM214 255H215V254H214ZM214 255H212V257H213ZM252 255H254V253H252ZM5 256H6V254L3 255V257H1V258L4 259ZM9 256L11 257V255H9ZM14 256H16V255H14ZM45 256H47V255H45ZM60 256H61V255H60ZM60 256H59V257H60ZM99 256H100V255H99ZM104 256H105V255H104ZM109 256H112V255H109ZM151 256H152V255H151ZM177 256H179V255H177ZM182 256H183V255H182ZM182 256H181V257H182ZM227 256H228V255H227ZM234 256H235V255H233L232 257H234ZM237 256H238V255H237ZM10 257H9V258H10ZM12 257H13V256H12ZM12 257H11V259H12ZM17 257H18V256H17ZM20 257L22 258L21 255H20ZM42 257H43V256H42ZM63 257H64V256H63ZM100 257H101V256H100ZM114 257H115V256H114ZM131 257H132V256H131ZM131 257H129V258L127 257V258H128L127 260H129ZM167 257H168V256H167ZM210 257H211V256H209V258H210ZM214 257H215V256H214ZM214 257H213V258H214ZM232 257H231V258H232ZM239 257H240V256H239ZM250 257H251V256H250ZM1 258H0V260H1ZM40 258H41V257H40ZM46 258H47V257H46ZM124 258H126V257H124ZM171 258H173V257H171ZM171 258H170V259H171ZM184 258H185V256H184ZM201 258H202V257H201ZM207 258H208V257H207ZM227 258H230V255H229V257H227ZM253 258H254V260H255V263H254L253 261H252V262L249 261L248 263H250V264H253V263H254V264H264V245H263V244H262L261 247L258 249V251L256 252V254H255V256H254ZM7 259H8V257H7ZM7 259H6V257H5V260H6V261H7ZM13 259H15V258H13ZM16 259H17V258H16ZM16 259H15V262H14V263H13V262H8V264H9V263L16 264V262H17ZM25 259H26V258H25ZM38 259H39V258H38ZM44 259H45V258H44ZM49 259H50V258H49ZM54 259H55V257H54ZM65 259H66V257L64 258V261H65ZM68 259H69V257H68ZM111 259H112V258H111ZM131 259H132L131 264H140L141 262H143V261L145 260V258H143V257H141V256H140L139 259H136L135 257H134V260H133V258H131ZM185 259H187V258H185ZM185 259H184V260H185ZM195 259H196V258H195ZM203 259H205V258L203 257ZM250 259H251V258H250ZM5 260H4V262H5ZM9 260H10V259H9ZM21 260L23 261V260H24V257H23ZM52 260H53V259H52ZM58 260H59V258H58ZM69 260H70V259H69ZM69 260L66 261V262L68 263ZM125 260H126V259H125ZM125 260H123L124 263H125ZM151 260H152V259H151ZM157 260H158V259H157ZM198 260H199V259H198ZM208 260H209V259H208ZM212 260H213V259H212ZM223 260H224V259H223ZM223 260H220V262H222ZM226 260H227V259H226ZM246 260H247V259H246ZM1 261H2V260H1ZM10 261H11V260H10ZM32 261H33V260H32ZM35 261H36V259H35ZM40 261H42V258H41V260L39 259V262H40ZM53 261H54V260H53ZM113 261H114V260H113ZM113 261H112V262H113ZM121 261H122V258L120 257V255H117L114 264H120ZM130 261H131V260H130ZM130 261H129V262H130ZM163 261H165V260H163ZM193 261H194V260H193ZM201 261H202V260H201ZM204 261H205V260H204ZM209 261H210V260H209ZM209 261H207V263H208ZM218 261H219V260H218ZM218 261H217L216 264L219 263ZM247 261H248V260H247ZM27 262H28V260H27ZM48 262H50V261H48ZM51 262H52V261H51ZM55 262H56V261H55ZM55 262H54V263H55ZM155 262H156V264H157V261H155ZM160 262H162V261H160ZM160 262H159V263H160ZM202 262H203V261H202ZM225 262L227 263V261H225ZM239 262H240V261H239ZM243 262H244V261H243ZM243 262H242V263H243ZM6 263H7V262H6ZM19 263H20V260H19ZM25 263H26V262L23 261L22 264H25ZM56 263H57V262H56ZM56 263H55V264H56ZM59 263H60V261H59ZM62 263H63V260H62ZM127 263H128V262H127ZM144 263H147V262L144 261ZM144 263H143V264H144ZM153 263H154V262H153ZM194 263H195V262H194ZM200 263H201V262H200ZM200 263H199V264H200ZM223 263H224V262H223ZM223 263H222V264H223ZM248 263H247V264H248ZM26 264H28V263H26ZM37 264H39V263L37 262ZM45 264H46V263H45ZM49 264H50V263H49ZM51 264H52V263H51ZM148 264H150V263H148ZM160 264H161V263H160ZM163 264H164V263H163ZM195 264H196V263H195ZM208 264H209V263H208ZM210 264H211V262H210ZM214 264H215V263H214ZM219 264H221V263H219ZM229 264H231V263L229 262Z\"/></svg>", "mask_w": 264, "mask_h": 264}]
</instances>
